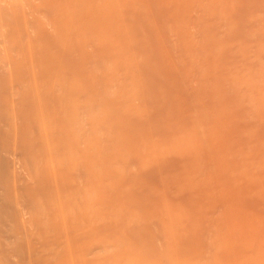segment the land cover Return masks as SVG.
Returning a JSON list of instances; mask_svg holds the SVG:
<instances>
[{"label": "bare ground", "instance_id": "6f19581e", "mask_svg": "<svg viewBox=\"0 0 264 264\" xmlns=\"http://www.w3.org/2000/svg\"><path fill=\"white\" fill-rule=\"evenodd\" d=\"M118 0H116L117 2ZM120 1V0H119ZM146 1V0H145ZM150 1V0H148ZM147 1V2H148ZM202 1V0H199ZM204 1V0H203ZM207 1V0H206ZM214 1V0H213ZM218 1V0H217ZM216 1V3H218ZM239 1V0H238ZM245 1V0H244ZM250 3L252 4L251 0ZM258 1V0H253ZM260 3L262 0H259ZM112 2L114 0H0V79L3 78V75H8V77L5 79L7 81V87L11 88H6L9 89L5 95H2L0 97V179L2 180L3 176L5 177H10L9 175H12L11 179L12 181L5 180V182H0V248L2 245L4 246L1 248L3 253L0 251V264H24L32 261L33 263V255L34 254L32 251L27 252V247L24 244L25 239L22 236V233L16 232L13 229H31L28 228L30 227L32 221L33 229L39 230V229H55L57 231L56 233L50 232L51 230L47 231L48 233H51L49 235H46V241L49 240L50 238L54 240L60 241L59 244H61L60 248H53L50 255L53 257L54 261L55 258H61L60 264H218L217 259H212L211 263H206L203 262V259H205V254L210 255L211 257H216L219 252L226 253L228 252L230 248V243L234 241L235 246L233 249L235 252L237 251H254V256L253 259L251 257L248 259V263L252 264H264V234L262 232H255L253 237H244L242 238V235H240L241 239H236L235 237L233 238L232 235H225L223 233L214 232L215 234L212 237V239L209 242H206L205 244H201L198 241L194 240L192 237L189 236L188 232H184L183 230L179 229H201L203 227L202 223L199 222L196 219L192 218L191 216H185L184 212H176L175 210H171L167 207L165 209V213L161 214V210L159 209L160 207L156 206V204L152 203V207H149L150 204L148 205L147 208H142L139 203H134V201H131L129 199L127 204L126 201L124 203V200L126 198L123 197L122 192H127V184L124 188L121 186H117L116 182L114 181L115 175H111V173L116 171L118 172V166L115 164L122 163L124 165H127L125 163H129L131 165V156L129 158L128 155L127 158H121L123 155L121 150L122 146L127 145L128 143L131 142V138L127 139L126 137L127 133L129 131L131 132L132 129H135L134 125L135 123H140L143 118H140L139 116H134V112L138 111L137 109L144 107L146 104L147 98L143 99L141 92L144 88L149 93V87L153 83L156 82L157 78L158 83L160 85L163 83V80H171L168 79L171 73H168L167 75H163L162 78L166 77L167 79H162L161 75L159 77H153L149 78L146 81H141L139 80L140 77L137 76L138 73L146 72L145 70L150 69V64L153 66L157 64V60H155V56L152 57V55H147V54H142V55H134L131 56L128 54V50L132 48L133 46L135 47L136 44L149 41L148 38H144L143 35L139 36H134L131 35L130 31L126 30H120L121 27H119L117 24L122 22L127 23V16L124 13L121 15L118 11L114 10V7L111 6ZM122 2V1H121ZM133 2V0H132ZM136 2V1H135ZM221 2V1H220ZM219 2V3H220ZM229 3V1H226ZM138 3V2H137ZM149 3V2H148ZM152 3V2H151ZM149 3V6H153V4ZM154 3V2H153ZM169 3V2H168ZM167 3V5H168ZM223 2H221L222 4ZM233 3V1H232ZM243 3V2H242ZM242 3H239L242 4ZM260 3H257L261 5ZM264 3V1H263ZM117 4V3H116ZM123 4V3H121ZM120 4V5H121ZM128 4V3H127ZM135 4V3H134ZM151 4V5H150ZM230 4V3H229ZM236 4V3H235ZM115 5V4H114ZM119 5V4H118ZM137 5V4H136ZM162 5V4H161ZM175 5V4H174ZM173 5V6H174ZM208 5V4H206ZM214 5V3H213ZM212 5V7H213ZM220 5V4H218ZM217 5V9H219V6ZM171 6V5H169ZM195 6V5H194ZM223 6V5H222ZM234 6V5H233ZM236 6V5H235ZM238 6V5H237ZM245 6V5H244ZM246 6H250L249 2L248 4L246 3ZM258 6V5H257ZM263 5H261L262 8ZM129 7V6H128ZM139 7V6H138ZM136 7V8H138ZM158 7V6H157ZM156 7V9H157ZM160 7V6H159ZM162 7V6H161ZM189 7V6H188ZM209 7V6H208ZM225 7V6H224ZM256 8V6H254ZM260 6H258L259 8ZM119 8V7H118ZM130 8V7H129ZM134 8V7H133ZM152 8V7H151ZM155 6L152 8L154 9ZM234 8V7H233ZM239 8V6H238ZM244 7H242L241 13L244 12L242 11ZM246 8V7H245ZM132 9V8H131ZM135 9V8H134ZM133 9V10H134ZM161 9V8H160ZM163 9V8H162ZM222 9V7H221ZM237 7H235V10ZM264 10V7L262 8ZM130 10V9H129ZM176 10V9H175ZM209 10V9H207ZM215 10V8H214ZM225 10L228 11L227 8ZM224 10V11H225ZM233 10V9H232ZM254 10V9H253ZM252 10V12H253ZM114 11V12H113ZM121 11V10H120ZM144 11V8L142 10ZM141 11V12H142ZM159 11V10H158ZM162 11V10H161ZM172 11V10H171ZM187 11V10H186ZM185 11V12H186ZM230 11V10H229ZM239 11V10H238ZM122 12V11H121ZM127 12V11H126ZM174 12V11H173ZM181 12V11H180ZM189 13V11H187ZM186 12V13H187ZM210 12V10H209ZM231 12V11H230ZM233 12V11H232ZM240 12V11H239ZM238 12V13H239ZM115 13V15H114ZM137 13V12H136ZM135 13V14H136ZM140 15V12H138ZM137 13V14H138ZM175 13V12H174ZM183 12H181V15ZM185 13V14H186ZM198 13V12H197ZM205 13V12H204ZM202 13V14H204ZM207 13V12H206ZM236 13V14H238ZM257 13V11H256ZM255 13V14H256ZM264 13V11H263ZM128 14V13H127ZM134 14V15H135ZM142 14V13H141ZM191 14V13H190ZM188 14V15H190ZM193 14V13H192ZM210 14V13H209ZM133 15V14H132ZM138 15V17H139ZM180 15V14H179ZM178 15V16H179ZM213 15V14H212ZM131 16V14H130ZM129 16V17H130ZM153 16V13H152ZM151 16V17H152ZM162 16V15H161ZM187 16V15H186ZM196 16V15H195ZM193 15V18L195 17ZM209 16V15H208ZM215 16V15H214ZM233 16L235 17L234 13ZM232 16V17H233ZM242 19L244 18L245 15L242 14ZM164 16L163 18H165ZM181 17V16H180ZM202 15L199 17V20L202 19ZM220 16H215V18H218ZM131 18H134L133 16ZM130 18V20H131ZM136 18V15H135ZM139 17V20L142 21ZM153 18V17H152ZM157 18V17H156ZM160 18V17H159ZM168 17H166L167 19ZM186 18V17H185ZM206 18V17H205ZM209 20L210 18L207 17ZM222 18V17H221ZM238 18V17H237ZM241 18V17H240ZM239 18V19H240ZM181 19V18H180ZM191 18L189 17L188 20ZM223 19V18H222ZM226 19V18H225ZM234 19V18H232ZM241 19V22H242ZM159 20V19H158ZM157 19L155 21L158 22ZM168 20V19H167ZM170 20V19H169ZM196 19H194L195 21ZM198 20V16H197ZM132 21V20H131ZM137 21V19H136ZM139 21V22H140ZM147 21V20H146ZM161 22V20H159ZM164 21V20H163ZM181 21V20H179ZM205 21V20H203ZM202 21V22H203ZM213 21V17L212 20ZM236 24V20H234ZM138 22V21H137ZM137 22H130L131 25H136ZM144 23V21H142ZM141 22V23H142ZM149 22V21H148ZM159 22V23H160ZM165 22V21H164ZM184 23V21H182ZM201 22V23H202ZM214 22V21H213ZM212 22V24H213ZM217 22V21H216ZM226 22V21H224ZM233 22V21H232ZM264 22V19L260 18L259 15H251L248 18V26H252L254 24L262 23ZM142 23V24H143ZM146 23V22H145ZM171 23V22H169ZM187 23V22H186ZM185 23V24H186ZM189 23V22H188ZM211 23V22H209ZM237 21V26L238 25ZM129 24V23H128ZM127 24V25H128ZM157 24V23H156ZM176 24V23H174ZM180 24V23H179ZM182 24V23H181ZM180 24V25H181ZM184 24V25H185ZM227 24V25H226ZM231 24L230 21L226 22L225 25L228 26ZM264 24V23H262ZM148 25V24H147ZM166 25V24H165ZM180 25H178L180 28ZM191 25V24H190ZM194 25V24H193ZM191 25V27L195 28L196 25ZM206 25V24H205ZM204 26V29L206 28ZM209 25V24H208ZM217 25V24H216ZM214 24V26H216ZM220 25V24H219ZM218 25V26H219ZM224 25V24H223ZM224 25V27H225ZM142 26V25H141ZM164 26V25H163ZM168 26V25H167ZM231 26H234L232 29L235 28L236 25L231 24ZM236 26V27H237ZM259 26V24H258ZM132 27V26H131ZM143 27V26H142ZM149 27V25H148ZM173 27V26H171ZM184 27V26H183ZM210 27L214 28L213 25ZM210 27H208L210 29ZM240 27V26H239ZM259 27H263L260 25ZM150 28V27H149ZM148 28V29H149ZM163 28V27H162ZM177 28V25H176ZM187 28V27H186ZM223 28V26L221 27ZM256 28V27H255ZM132 29V28H131ZM156 29V28H155ZM175 29V28H171ZM182 29V27H181ZM240 29V28H239ZM246 29V28H245ZM262 29V28H261ZM129 30V29H128ZM161 30V29H160ZM164 30V29H163ZM167 30V28H166ZM187 30V29H186ZM190 30V29H189ZM188 30V32H189ZM193 30V29H192ZM211 30V29H210ZM209 30V31H210ZM215 29H213L214 31ZM226 29H224V32ZM229 30V28H228ZM162 31V30H161ZM174 31V30H173ZM176 31V29H175ZM178 31V30H177ZM183 31V30H182ZM185 31V30H184ZM205 31V30H204ZM207 31V32H209ZM223 31V30H221ZM218 30V32H221ZM236 31V30H235ZM234 31V32H235ZM164 32V31H163ZM167 32V31H166ZM179 35L181 34V38L183 33L181 31H178ZM181 32V33H180ZM202 32V31H201ZM206 32V33H207ZM216 32V33H218ZM229 32V31H228ZM227 32V33H228ZM239 32V30H238ZM147 33V31L145 32ZM168 33V32H167ZM173 33V32H172ZM187 33V32H186ZM192 34V32H190ZM205 33V32H204ZM210 33V32H209ZM222 33V32H221ZM236 33V32H235ZM255 31L249 30L248 33L246 32V37H248V41L254 42V37L256 34L259 35H264V30L256 33ZM134 34V33H133ZM135 34H137L135 32ZM139 34V33H138ZM160 34V33H159ZM170 34V33H169ZM177 34V32H176ZM215 34V33H214ZM220 34V33H218ZM239 34V33H238ZM237 34V35H238ZM147 35V34H146ZM150 35V34H149ZM164 35V34H163ZM162 35V36H163ZM189 35V34H188ZM202 35V33H201ZM207 35V34H206ZM211 35V34H210ZM223 35V33H222ZM226 35V34H225ZM230 35V32L228 36ZM235 34L233 33L232 36ZM161 36V35H160ZM161 36V37H162ZM165 36V35H164ZM184 36V35H183ZM199 36V34H198ZM203 36V35H202ZM208 36V35H207ZM212 36V35H211ZM151 37V36H150ZM154 37V36H153ZM173 37V35H172ZM176 37V36H175ZM174 37V38H175ZM187 37V36H186ZM189 37H191L189 35ZM217 37V36H216ZM235 37V36H234ZM233 37V39H234ZM163 38V37H162ZM180 38V39H181ZM198 38V37H197ZM196 38V39H197ZM208 38V37H207ZM211 38V37H209ZM219 38H222L219 37ZM218 38V39H219ZM226 38V37H225ZM237 38V37H236ZM256 38V37H255ZM152 39V38H151ZM150 39V40H151ZM155 39V37H154ZM158 39V38H157ZM184 39V38H183ZM189 39V38H187ZM194 39V40H196ZM203 39V38H201ZM217 39V38H216ZM217 39V40H218ZM224 39V38H223ZM229 39V37H228ZM232 39V38H230ZM262 39V38H261ZM260 39V40H261ZM153 40V39H152ZM172 40V38H171ZM200 40V39H199ZM206 40V39H204ZM208 40V39H207ZM206 40V41H207ZM214 40V38H213ZM212 40V41H213ZM162 41V40H161ZM184 41V40H183ZM203 41V40H202ZM225 41V40H224ZM222 40V42H224ZM154 42V40H153ZM188 42V41H187ZM185 42V44L187 43ZM192 42V41H191ZM215 42V40H214ZM237 42V41H236ZM262 40V45L258 47L259 52L258 54V59L256 57V67H257V72L260 73L261 76L264 75V61L262 58L264 57V44ZM178 43V42H177ZM201 43V42H200ZM205 43V42H204ZM212 43V42H211ZM228 43V42H227ZM230 43V42H229ZM257 43V42H256ZM152 44V43H151ZM150 44V45H151ZM162 44V43H161ZM173 44V43H172ZM183 44V45H185ZM189 44V43H188ZM192 44V43H190ZM199 44V43H198ZM210 45V43H207ZM221 44V43H220ZM166 45V43H165ZM169 46V44H167ZM213 45V44H212ZM217 45V44H216ZM223 45V43L221 44ZM225 45V43H224ZM229 45V44H226ZM139 46V44H138ZM144 46V45H143ZM141 46V47H143ZM155 46V45H154ZM164 47V45L162 44ZM167 46V47H168ZM176 47L170 48L173 50V48L179 47V45H175ZM189 46V45H188ZM193 46V45H191ZM202 46V45H201ZM204 46V45H203ZM202 46V47H203ZM206 46V44H205ZM254 46V43L250 42L248 43L247 47L241 49L242 55L246 52L247 48L250 50L251 47ZM256 48L257 45L255 44ZM140 47V46H139ZM152 47V46H151ZM157 47V46H156ZM186 47V46H185ZM207 47V46H206ZM205 47V50H206ZM212 47V46H211ZM216 47V46H215ZM228 47V46H227ZM230 47V46H229ZM232 47V46H231ZM145 47H143L144 50ZM150 48V47H148ZM183 48V47H181ZM193 48H195L193 46ZM192 48V49H193ZM200 48V46H199ZM219 48V47H218ZM223 48V47H222ZM233 48V47H232ZM152 49V48H150ZM169 49V48H168ZM167 49V51H169ZM178 49V48H177ZM180 49V48H179ZM186 48L185 50H187ZM197 49V48H196ZM201 49V48H200ZM206 50L208 53L211 54V48L210 46ZM213 49V47H212ZM217 49V48H216ZM229 49V48H228ZM154 50H157L154 48ZM184 50V52H185ZM199 50V49H198ZM197 50V51H198ZM203 50V49H202ZM218 50V49H217ZM215 50L216 52H218ZM221 50V49H220ZM219 50V51H220ZM226 50V47L224 48ZM229 49V53H230ZM147 51V49H145ZM164 51V50H162ZM195 51V50H194ZM204 51V50H203ZM204 51V52H206ZM248 51V50H247ZM134 52V51H133ZM132 52V53H133ZM150 52V51H148ZM155 52V51H154ZM160 52V51H159ZM173 52V51H170ZM169 52V53H170ZM180 52H183L182 49ZM183 52V53H184ZM202 52V53H204ZM223 52V49H222ZM232 52V51H231ZM254 53V51H252ZM251 52V53H252ZM130 53V52H129ZM136 53V52H135ZM134 53V54H135ZM142 53V52H141ZM158 53V52H157ZM163 53V52H161ZM181 53V55H183ZM188 53V52H187ZM193 53V52H192ZM206 53V55L208 54ZM213 53V52H212ZM221 53V52H220ZM152 54V53H151ZM173 54V53H171ZM169 57L171 58L172 55ZM175 54V53H174ZM173 54V55H174ZM178 54V53H177ZM176 54V56H177ZM195 54V52H194ZM198 54H200L198 52ZM214 55L217 54L213 53ZM233 54V53H232ZM163 55V54H162ZM165 55V52H164ZM213 55V56H214ZM219 55V54H218ZM223 55H226V51ZM231 55V54H230ZM229 55V56H230ZM252 55V54H251ZM256 55V54H255ZM255 55H252L255 57ZM180 54L178 55V57ZM189 56V55H188ZM196 56V55H195ZM203 56V55H202ZM212 56V54H211ZM228 54L226 57H228ZM164 57H168L165 55ZM161 58V59H164ZM175 57V56H173ZM209 57V56H208ZM234 58V55L232 56ZM230 57V58H232ZM176 58V57H175ZM173 58V59H175ZM181 58V57H180ZM197 58V56H196ZM204 58H207L204 56ZM225 57L222 58V61H224ZM229 58V60H230ZM169 58H166L164 60L165 62ZM187 59V57H186ZM185 59V60H186ZM192 59V58H191ZM209 59V58H207ZM206 59V60H207ZM214 59V58H213ZM216 59V58H215ZM176 60V59H175ZM174 60V61H175ZM181 60V59H180ZM197 61H193L189 59L190 65L194 62L197 64L199 63V66L202 65L200 64L201 61L199 62V59H196ZM219 60V67H220V61ZM227 59V61H229ZM240 60V58H239ZM157 61V62H156ZM160 61V59H159ZM163 61V62H164ZM170 59L167 61L169 62ZM173 61V60H172ZM173 61V62H174ZM183 61V60H182ZM189 62L188 60H186ZM184 63H187V62ZM205 61V59H204ZM209 61V60H208ZM213 61V60H212ZM215 61V60H214ZM221 61V62H222ZM232 62V60H230ZM234 61V60H233ZM244 62V60H242ZM166 62V63H167ZM179 62V61H178ZM192 62V63H191ZM207 61H205V64ZM211 62V61H210ZM216 62V61H215ZM214 62V63H215ZM226 62V61H224ZM238 62V61H237ZM242 62V63H243ZM246 62V61H245ZM253 62V63H254ZM160 63V62H158ZM176 63V62H175ZM233 63V62H232ZM236 63V62H235ZM239 63V62H238ZM247 63V62H246ZM252 63V64H253ZM162 66L163 63H161ZM165 64V63H164ZM170 62L168 63V65ZM172 64V63H171ZM170 64V67H171ZM188 64V63H187ZM231 64V63H230ZM249 64V63H248ZM159 65V64H158ZM177 65V64H175ZM185 64L181 65L183 66L184 69L188 68L189 64L187 67L184 66ZM210 65V64H209ZM216 65V64H215ZM214 65V67H215ZM236 65V64H235ZM166 66V65H165ZM179 64L175 67L178 68ZM192 66V65H191ZM196 65H194L195 68ZM212 66V65H211ZM211 66H209L211 68ZM254 66V65H253ZM160 67V66H159ZM159 67L157 70H159ZM168 67V66H167ZM166 67V68H167ZM174 67V68H175ZM180 67V68H181ZM213 67V66H212ZM218 67V66H217ZM218 67V69H219ZM237 67V66H236ZM255 67V66H254ZM152 68V67H151ZM157 68V67H155ZM173 68V69H174ZM179 68V69H180ZM197 68V67H196ZM195 68V69H196ZM221 68V67H220ZM253 68V67H252ZM251 68V69H252ZM165 69V67H163ZM160 69V70H163ZM178 69V70H179ZM199 69V68H198ZM209 69V68H208ZM223 69V67H222ZM228 70L229 67L227 68ZM226 69V70H227ZM255 69V68H253ZM156 70V71H157ZM168 70V69H166ZM172 70V69H170ZM168 70V72H171ZM181 70V69H180ZM179 70V71H180ZM200 70V69H199ZM202 70V68H201ZM207 70V69H206ZM212 70V69H211ZM217 70V69H216ZM232 70V69H231ZM230 70V72H231ZM256 70V69H255ZM254 70V71H255ZM178 71V73H179ZM252 71V70H251ZM149 72V71H148ZM158 72V71H157ZM164 72V71H162ZM166 72V71H165ZM164 72V73H165ZM212 72V71H211ZM217 72H219L217 70ZM233 72V71H232ZM241 72V70H239ZM10 73V74H9ZM156 72H153V75ZM159 73V72H158ZM195 73V71H193ZM201 73V72H200ZM225 73V72H224ZM234 73V72H233ZM231 73V74H233ZM242 73V72H241ZM249 73V72H248ZM247 73V74H248ZM144 74V73H143ZM161 74V73H160ZM163 74V73H162ZM192 74V73H191ZM199 74V73H198ZM207 74L208 73H201ZM213 72L210 74L213 76ZM221 74V73H219ZM217 74V75H219ZM229 74V73H228ZM226 74V76L228 75ZM230 74V75H231ZM250 74V73H249ZM248 74V75H249ZM253 74V73H252ZM257 74V73H256ZM6 75V76H7ZM152 75V74H150ZM152 75V76H153ZM157 75V73L155 74ZM172 75V74H171ZM175 75V74H174ZM172 75V76H174ZM177 75V74H176ZM175 75V76H176ZM200 75V74H199ZM206 75V76H207ZM216 75V73H215ZM238 75V74H237ZM240 75V74H239ZM258 75V76H260ZM149 76V75H148ZM151 76V77H152ZM174 76V77H175ZM179 76V75H178ZM190 76V75H189ZM188 76V78H189ZM194 76V74H193ZM202 76V75H200ZM222 76L219 75V77ZM225 76V74L223 75ZM222 76V79L224 78ZM250 76V75H249ZM253 75H251L252 77ZM260 76V78H262ZM139 77V78H138ZM171 77V76H170ZM208 77V76H207ZM206 77V78H207ZM209 77V78H210ZM214 77V76H213ZM211 77L210 79L215 82ZM244 77V76H243ZM250 77V78H251ZM256 77V76H255ZM254 77V79H255ZM142 78V77H141ZM173 78V77H172ZM181 78V77H180ZM191 78V76H190ZM208 78V79H209ZM218 78V77H217ZM221 78V77H220ZM219 78V79H220ZM229 78V77H228ZM246 77H244L245 79ZM259 78V79H260ZM174 79V78H173ZM176 79V78H175ZM199 79V78H198ZM205 79V78H204ZM216 79V78H214ZM218 79V81H219ZM231 80L233 78H230ZM229 79V80H230ZM236 79V77L234 78ZM238 79V78H237ZM236 79V81H237ZM247 79V78H246ZM258 80V78L256 77ZM255 79V81H256ZM264 80V78H262ZM3 80V79H2ZM181 80V79H180ZM200 80V79H199ZM207 80V79H206ZM225 81V78L223 79ZM239 80V79H238ZM241 80V79H240ZM243 80V79H242ZM263 80H261L263 82ZM1 81V80H0ZM166 81V85H167ZM174 80L170 81L171 83L168 84L173 86ZM191 81V80H190ZM203 81V80H202ZM200 81V82H202ZM222 81V80H221ZM220 81V82H221ZM223 81V82H224ZM249 81V80H248ZM38 82V83H37ZM189 82V81H188ZM193 82V81H192ZM191 82V83H192ZM205 82V81H204ZM222 82V83H223ZM233 82V81H232ZM250 82V81H249ZM257 82V81H256ZM260 82V80H259ZM257 82V83H259ZM36 83V84H35ZM207 83V82H206ZM211 84V82H209ZM225 83H229L227 80ZM234 83V82H233ZM264 83V82H263ZM262 83V84H263ZM1 84V83H0ZM3 84V83H2ZM6 84V82H5ZM236 83H234L235 86ZM241 84V81L240 83ZM237 84V85H238ZM246 84V83H245ZM261 84V83H260ZM32 85H36L37 88L32 89ZM159 84H156L158 86ZM165 85V84H164ZM165 85V86H166ZM181 85V84H180ZM188 85V84H187ZM192 85V84H191ZM224 85V84H222ZM230 85V84H229ZM243 85V84H242ZM247 85V84H246ZM6 87V85H1ZM196 86V85H195ZM200 86V85H199ZM212 86H214L212 84ZM218 86V84H217ZM232 86V85H231ZM228 88H232V87ZM160 87V86H158ZM164 87V86H163ZM162 87V88H163ZM176 87V86H175ZM184 87V86H182ZM179 89V91L183 90ZM191 87V86H190ZM194 87V86H193ZM204 87V86H203ZM198 87L201 90L204 88ZM211 87V86H210ZM220 87V86H219ZM223 87V86H222ZM220 87V88H222ZM242 87V86H241ZM250 87V86H249ZM156 88V87H155ZM154 88V89H155ZM177 88V87H176ZM186 88V87H185ZM203 88V89H202ZM218 88V87H217ZM243 88V87H242ZM240 88V89H242ZM246 89V87H244ZM243 88V91H244ZM1 89V88H0ZM159 89V88H158ZM208 89V88H206ZM205 89V90H206ZM210 89V88H209ZM236 89V86H235ZM252 89V87H250ZM161 90V89H160ZM194 90V89H193ZM198 90V89H196ZM213 90V89H212ZM222 90V89H218ZM264 90V89H263ZM12 91V92H11ZM145 91V92H147ZM178 91V90H177ZM187 91V90H184ZM183 91V92H184ZM199 91V90H198ZM208 91V90H206ZM211 91V90H210ZM234 91V88H233ZM249 91V90H245ZM1 92V91H0ZM205 92V91H204ZM251 93H253L250 90ZM147 93V94H148ZM157 93V92H156ZM163 93V92H162ZM176 93V92H175ZM179 93V92H178ZM188 93V92H187ZM197 93V91H195ZM212 93V92H211ZM215 93V92H214ZM217 93V92H216ZM231 93V92H230ZM2 94V93H1ZM181 94V92H180ZM184 96L187 94L183 93ZM182 94V96H183ZM222 92H220V95ZM243 94V93H242ZM264 94V93H262ZM164 95V94H163ZM208 95L209 94L208 92ZM231 95V94H230ZM248 95V93H247ZM257 95V94H256ZM255 95V97H257ZM147 96V95H146ZM167 96V95H166ZM175 96V95H174ZM177 96V95H176ZM213 95H211L210 98H212ZM219 99V95H217ZM245 96V95H242ZM254 95H252L253 97ZM260 96V95H259ZM148 97V96H147ZM152 97V96H151ZM156 97V96H155ZM160 97V96H159ZM162 97V96H161ZM173 97V96H172ZM171 97V99H172ZM209 97V96H208ZM216 97V95H215ZM217 97V98H218ZM251 97V98H252ZM264 97V95H263ZM165 98V97H164ZM168 98V97H167ZM175 98V97H174ZM198 98V95H197ZM223 98V97H222ZM230 98V97H229ZM258 98V97H257ZM260 98V97H259ZM153 99V98H151ZM148 98V100H151ZM162 99V98H161ZM170 99V98H169ZM195 99V97L190 98ZM224 99V98H223ZM233 99V97H232ZM242 99V97H241ZM166 100V99H165ZM184 100L187 101L184 97ZM189 100V99H188ZM199 101V99H196V101ZM204 100V99H203ZM202 100V101H203ZM207 100V99H206ZM216 100V99H214ZM246 100V98H245ZM250 100V98L247 99V101ZM264 100V98H263ZM155 101V100H154ZM173 101V100H171ZM182 101V102H185ZM190 101V100H189ZM205 101V100H204ZM211 101V100H210ZM210 101H205V102H210ZM258 101V99H257ZM261 101V99H260ZM152 102V100L150 101ZM192 102V101H191ZM200 102V101H199ZM219 104H223L220 103ZM232 102V101H231ZM246 102V101H245ZM249 102V101H248ZM161 105L163 103L159 102ZM190 103V102H189ZM196 103V102H195ZM194 103V104H195ZM198 103V102H197ZM202 103V102H201ZM216 103V102H215ZM228 103V102H227ZM244 103V102H243ZM256 103V102H255ZM55 104V105H54ZM149 104V102H148ZM151 104V103H150ZM156 104L155 102L151 105ZM178 104V103H177ZM181 104V103H180ZM179 104V105H180ZM184 104H188L185 102ZM209 104V103H208ZM214 104V103H213ZM158 105V104H157ZM183 105V104H182ZM191 105V103H190ZM201 106V104H199ZM205 105V104H204ZM207 105V104H206ZM205 105V106H206ZM209 105H212L209 104ZM209 105H207L209 107ZM216 105V104H215ZM226 105V103H225ZM230 105V103H229ZM239 105V104H238ZM241 105V104H240ZM239 105V106H240ZM178 106V105H177ZM181 106V105H180ZM204 106V108H205ZM221 106V105H220ZM224 106V105H223ZM221 106V107H223ZM228 106V105H227ZM233 105H230V107ZM234 106H236L234 104ZM244 106V105H243ZM248 104L246 105V107ZM257 106V105H256ZM152 106H148V109H150ZM157 107V106H155ZM154 107V108H155ZM159 107V106H158ZM157 107V108H158ZM161 107V106H160ZM179 107V106H178ZM184 107V106H183ZM190 107V106H189ZM188 107V109H190ZM195 107V106H194ZM193 107V108H194ZM203 107V103H202ZM214 108V106H212ZM211 107V108H212ZM218 106H216L217 109ZM226 107V106H225ZM137 108V109H136ZM145 108V107H144ZM176 108V105L174 106ZM192 107V111L194 110ZM198 108V107H197ZM228 108V107H227ZM234 108V107H233ZM232 108V109H233ZM242 108V106H241ZM253 108V107H250ZM256 108V107H255ZM186 109V108H185ZM201 107L199 108V110ZM206 109V108H205ZM215 109V108H214ZM221 109V108H220ZM257 109V108H256ZM174 110V109H173ZM187 110V109H186ZM185 110V111H186ZM204 110V109H203ZM207 110V109H206ZM211 110V109H210ZM209 110V111H210ZM219 110V109H218ZM223 110V109H222ZM226 110V109H225ZM229 110V109H228ZM236 110V109H235ZM241 110V109H240ZM176 111V110H175ZM184 112V109L182 110ZM195 111H198L197 109ZM220 111V110H219ZM230 111V110H229ZM239 110H237L236 113H238ZM254 111V110H253ZM252 111V112H253ZM139 112V111H138ZM137 112V113H138ZM142 112V111H141ZM147 112V111H146ZM174 112V111H173ZM188 112V111H186ZM185 112V113H186ZM189 112H191L189 110ZM211 112V111H210ZM217 112V111H216ZM221 112V111H220ZM244 112V111H243ZM256 112V111H255ZM145 113V111H144ZM150 113V112H149ZM148 113V114H149ZM157 113V112H156ZM178 113V112H174ZM180 110L178 115L180 114ZM205 113V112H204ZM208 113V112H207ZM206 113V115H207ZM230 113V112H229ZM233 113V112H232ZM235 113V111H234ZM233 113V114H234ZM241 114V112H239ZM238 113V114H239ZM254 113V112H253ZM259 113V112H258ZM257 113V114H258ZM139 114V113H138ZM152 114V113H151ZM150 114V115H151ZM155 114V113H154ZM184 114V113H182ZM193 115L196 114V112L192 113ZM200 114H203L202 111ZM212 115V113H209ZM231 114V115H233ZM249 114V113H247ZM251 114V113H250ZM262 114V112H261ZM133 115V116H132ZM153 115V114H152ZM156 115V114H155ZM159 115V114H158ZM168 115V114H167ZM186 115V114H185ZM188 115V114H187ZM191 115V114H190ZM189 115V116H190ZM191 115V116H193ZM199 115V114H198ZM245 115V114H244ZM243 115V116H244ZM145 116V114L141 117ZM148 116V115H146ZM188 116V117H189ZM210 116V115H209ZM215 116V115H213ZM234 116H236L234 114ZM249 116V115H248ZM246 118H249V117ZM252 116V115H251ZM260 116V115H259ZM173 117V116H172ZM171 117V118H172ZM181 117V116H180ZM196 117V115H195ZM205 117V116H204ZM207 117V116H206ZM222 117V116H220ZM237 117V116H236ZM235 117V119H236ZM149 118V117H146ZM152 118V117H150ZM171 118L169 120H171ZM178 118V117H177ZM192 121H193V117ZM202 118V117H201ZM218 116L216 117V119ZM223 118V117H222ZM251 118V117H250ZM256 118V117H254ZM179 119V118H178ZM184 119V118H183ZM208 119H211L208 118ZM215 119V121H216ZM242 119V118H239ZM253 119V117L251 118ZM261 119V118H260ZM147 120V119H146ZM182 120V119H181ZM196 120H198L196 118ZM194 121V123L196 122ZM202 120V119H201ZM224 120V119H223ZM257 120V119H256ZM263 120V119H262ZM156 121V120H155ZM164 121V119H163ZM172 121V120H171ZM170 122V124H172ZM204 122H207V120H203ZM212 121V120H211ZM251 121V120H250ZM253 121V120H252ZM258 121V120H257ZM144 122V120H143ZM150 122V119H148V123ZM165 122V121H164ZM163 122V123H164ZM173 122V121H172ZM203 122V124H204ZM210 121L207 122L209 124ZM229 122V121H228ZM227 122V123H228ZM243 121L242 123H244ZM254 122V121H253ZM159 123V122H158ZM190 123V122H189ZM192 123V122H191ZM198 123V122H197ZM211 123H214L211 122ZM219 123V122H218ZM221 123V122H220ZM233 123V122H232ZM260 123V122H259ZM146 125V123L144 122ZM165 124V123H164ZM175 124V123H174ZM178 124V123H177ZM206 124V123H205ZM204 124V125H205ZM157 125V124H156ZM163 125V124H162ZM184 125V124H183ZM199 126V124H197ZM202 125V124H201ZM217 125V122H216ZM239 125V124H238ZM237 125V126H238ZM247 125V124H246ZM154 126V125H153ZM161 127V125H159ZM171 126V125H170ZM174 126V125H173ZM181 126V125H180ZM179 126V127H180ZM189 126V125H188ZM224 126V125H223ZM222 126V127H223ZM232 126V125H231ZM230 126V127H231ZM259 126V125H258ZM137 127L140 128L142 127V124L139 126L137 124ZM136 127V128H137ZM148 127V125H147ZM157 127V126H156ZM167 127V125L165 126ZM187 127V126H186ZM209 127V126H208ZM216 127V126H215ZM221 127V128H222ZM225 127V126H224ZM236 128L235 126H232ZM255 127V125H254ZM143 128V127H142ZM146 128V127H145ZM176 128V127H175ZM193 128V127H192ZM202 128V126H201ZM218 128V127H217ZM227 129L229 127H226ZM259 128V127H258ZM148 129V128H147ZM154 129V128H153ZM163 129V128H160ZM160 129H158L160 131ZM174 129V128H173ZM171 129V131L173 130ZM185 129V128H184ZM187 129V128H186ZM197 129V128H196ZM199 129V128H198ZM210 129V127H209ZM241 128H238V130ZM137 130V129H135ZM139 130V129H138ZM167 130V129H166ZM165 130V131H166ZM169 130V127H168ZM177 130V129H176ZM190 130V129H189ZM207 130V129H206ZM229 130H234V129H229ZM242 130V129H241ZM248 130V129H247ZM255 130V129H254ZM182 131V130H181ZM186 131V130H185ZM202 131V129L200 130ZM198 131V134L199 132ZM213 131V130H211ZM225 131V130H223ZM222 131V132H223ZM228 131V130H227ZM226 131V133H227ZM237 131V130H236ZM251 131V129H250ZM138 132V131H135ZM156 132V131H155ZM161 132V131H160ZM167 132V131H166ZM175 132V131H174ZM195 132V131H194ZM193 132V133H194ZM197 132V131H196ZM206 132V131H204ZM221 132V131H220ZM232 132V131H231ZM234 132V131H233ZM258 132V131H257ZM264 132V131H263ZM36 133V134H35ZM142 133V132H141ZM148 133V132H147ZM146 133V134H147ZM162 133V132H161ZM191 133V131H190ZM209 133V130L208 132ZM211 133V132H210ZM224 133V132H223ZM235 133V132H234ZM239 133V131H238ZM241 133V132H240ZM244 133V132H243ZM254 133V132H253ZM130 134V133H129ZM145 134V133H144ZM142 134V136L144 135ZM154 134V133H153ZM172 134V133H171ZM176 134V133H174ZM189 134V133H187ZM197 134V135H198ZM202 134V133H201ZM212 134V133H211ZM231 134V133H230ZM242 134V133H241ZM140 135V133H139ZM179 135V134H178ZM181 135V134H180ZM190 134V137H193V135ZM196 135V134H194ZM223 135V134H222ZM226 135V134H225ZM237 135V134H236ZM239 135V134H238ZM131 136V135H130ZM134 136V135H133ZM146 136V135H145ZM177 136V135H176ZM205 135L202 134L200 137H204ZM208 136V135H207ZM206 136V137H207ZM229 136V133L228 135ZM241 136V135H240ZM243 136V135H242ZM241 136V137H242ZM249 136V135H248ZM256 136V135H255ZM258 136V135H257ZM141 137V135H140ZM148 137V136H147ZM172 137V136H171ZM214 137V136H213ZM225 137V136H224ZM235 137V136H234ZM240 137V138H241ZM244 137V136H243ZM251 137V136H250ZM254 137V136H253ZM137 138V137H136ZM139 138V137H138ZM150 138V137H149ZM148 138V139H149ZM152 138V137H151ZM156 138V137H153ZM152 138V139H153ZM174 139V137H172ZM188 138V137H187ZM195 138V136H194ZM193 138V139H194ZM205 138V137H204ZM218 138V137H217ZM226 138V137H225ZM247 138V137H246ZM144 138H139L140 140L139 145L141 141L143 142ZM166 139V138H165ZM168 139V137H167ZM197 139V136H196ZM203 139V138H200ZM227 139V138H226ZM238 139V138H237ZM162 140V139H161ZM169 140V139H168ZM167 140V141H168ZM172 140V139H171ZM178 140V139H176ZM210 140V139H209ZM214 140V139H213ZM221 140V139H220ZM219 140V141H220ZM233 140V139H232ZM231 140V141H232ZM246 140V139H245ZM164 141V140H163ZM166 141V142H167ZM201 141V140H199ZM205 141V139H204ZM207 141V139H206ZM205 141V142H206ZM217 141V140H216ZM230 141V140H228ZM227 141V142H228ZM239 141V139H238ZM137 141H134V145H137L138 143H135ZM152 142V141H151ZM157 142V141H156ZM174 142V140H173ZM177 142V141H176ZM203 142V141H201ZM214 142V141H213ZM224 142V141H222ZM221 142V143H222ZM248 142V141H247ZM153 143V142H152ZM162 143V142H160ZM172 142H169L171 144ZM184 143V142H181ZM204 143V142H203ZM212 143V140H211ZM218 143V142H217ZM231 143V142H230ZM249 143V142H248ZM143 143H141L142 145ZM167 144V143H166ZM176 144V143H174ZM173 144V145H174ZM187 144V143H186ZM198 144V143H197ZM238 144V142H237ZM144 145V144H143ZM150 145V143H149ZM148 145V148H150ZM156 145V144H155ZM163 145V143H162ZM181 145V144H180ZM179 145V146H180ZM185 145V143H184ZM196 145V144H195ZM205 145V144H204ZM210 145V144H209ZM221 145V144H220ZM247 145V144H245ZM128 146V145H127ZM126 146V147H127ZM147 146V145H146ZM158 146V145H156ZM171 146V145H170ZM178 146V143H177ZM186 146V145H185ZM184 146V148H185ZM241 146V145H240ZM140 147V146H139ZM161 147V146H159ZM183 147V145H182ZM181 147V148H182ZM188 147V146H187ZM198 147V146H196ZM203 147V146H202ZM201 147V148H202ZM208 147V146H207ZM211 147V146H210ZM224 147V146H223ZM229 147V146H228ZM233 147V145H232ZM236 147V146H235ZM247 148V146H245ZM138 148V147H137ZM144 150V147H141ZM140 148V149H141ZM163 148V146H162ZM169 148V147H168ZM175 148V147H174ZM221 148V146H220ZM238 148V147H237ZM252 148V147H250ZM258 148V147H257ZM123 149V148H122ZM125 149V148H124ZM128 149V148H127ZM151 149V148H150ZM158 149V147H157ZM167 149V148H166ZM206 149V147H205ZM208 149V148H207ZM206 149V150H207ZM226 149V148H223ZM236 149V148H235ZM242 149V148H241ZM244 149V148H243ZM249 149V148H248ZM197 150V149H196ZM200 150V149H199ZM232 150V149H231ZM250 150V149H249ZM115 151L119 152L121 157L115 156L117 158L112 159V155H115ZM126 151V149L124 150ZM131 151V150H130ZM129 151V152H130ZM138 151V150H137ZM136 151V152H137ZM145 151V150H144ZM148 151V150H146ZM168 154L170 152V149L167 150ZM180 151V150H179ZM182 151V150H181ZM180 151V152H181ZM194 151V150H193ZM203 151V150H201ZM211 151V150H210ZM213 151V150H212ZM224 151V150H223ZM139 152V151H138ZM161 152V151H159ZM185 152V151H184ZM192 152V151H190ZM236 152V151H234ZM232 152V153H234ZM32 153V154H31ZM48 153V154H45ZM109 157L107 156L108 154ZM115 153V154H114ZM127 153V151H126ZM135 153V152H134ZM142 153V152H141ZM155 153V152H154ZM172 153V152H171ZM170 155H173L171 154ZM197 153V151H196ZM204 153V152H203ZM211 155V152H207ZM222 153V152H221ZM220 153V155H221ZM228 153V151H227ZM264 154V151H262L260 154ZM131 154V153H130ZM139 154V153H138ZM175 154V153H174ZM177 154V153H176ZM180 154V153H179ZM191 154V153H190ZM190 154L188 157H190ZM198 154V153H197ZM205 154V153H204ZM214 154V153H213ZM212 154V156H213ZM225 155V153H222ZM239 154V153H238ZM32 155L36 159L34 161L31 157ZM43 157L46 155L48 156L47 159L46 157ZM136 155V154H135ZM184 155V154H183ZM203 155V154H202ZM206 155V154H205ZM206 157V159L211 158ZM218 155V154H214ZM240 155V154H239ZM22 156L21 158L23 161H19V157ZM25 156L29 157V162L30 163V158L32 159L33 163L30 165L31 168L34 169L36 179L34 178L32 180L33 175H28V171H24L22 168L21 164H23L26 161H28ZM138 156V155H137ZM140 156V154H139ZM142 156V155H141ZM161 156V155H160ZM164 156V155H163ZM193 154L191 155L192 158ZM200 156V155H199ZM213 156V157H214ZM247 156V155H246ZM245 156V157H246ZM261 156V155H260ZM259 156V157H260ZM108 160L109 162L106 163L105 160ZM114 157V156H113ZM133 157V156H132ZM156 157V156H155ZM178 157V155L176 156ZM187 157V156H186ZM212 157V158H213ZM223 157V156H222ZM244 157V158H245ZM43 158V159H42ZM119 158V159H118ZM135 158V157H134ZM138 158V157H137ZM174 158V157H173ZM181 158V157H180ZM197 158V157H195ZM204 158V157H203ZM211 158V159H212ZM215 158V157H214ZM218 158V157H217ZM226 158V157H223ZM228 158V157H227ZM242 158V157H241ZM45 159L46 162L42 163L41 161ZM162 159V158H161ZM194 159V158H193ZM205 159V158H204ZM210 159V160H211ZM221 159V158H220ZM246 159V158H245ZM262 159V158H261ZM139 160V159H138ZM153 160V158L151 159ZM163 160V159H162ZM185 160V159H184ZM199 160V159H198ZM219 160V159H218ZM232 160V159H231ZM248 160V159H247ZM250 160V159H249ZM259 160V159H258ZM263 160V159H262ZM113 163L111 165V163ZM135 161H137L135 159ZM143 161V160H142ZM154 161V160H153ZM167 161V160H165ZM173 161V160H172ZM194 161V160H192ZM205 161V160H203ZM213 161H215L213 159ZM253 161V159H252ZM42 164H41V163ZM125 162V163H124ZM145 162V159H144ZM148 161L147 163H149ZM160 162V161H159ZM158 162V163H159ZM175 162V161H174ZM190 162V161H189ZM200 162V161H199ZM212 162V161H211ZM216 162V161H215ZM222 162V161H221ZM231 162V161H230ZM229 162V163H230ZM254 162V161H253ZM259 162V161H258ZM50 163V164H49ZM105 163V165H104ZM121 163V164H122ZM134 163V162H133ZM142 163V162H141ZM140 163V164H141ZM143 163V164H147ZM151 163V162H150ZM163 163V162H162ZM165 163V162H164ZM192 163V162H191ZM197 163V162H195ZM208 163V161L206 162ZM205 163V164H206ZM210 163V162H209ZM213 163V162H212ZM219 163V162H217ZM216 163V165H218ZM241 163V162H240ZM239 163V164H240ZM244 163V162H243ZM247 163V162H246ZM255 163V162H254ZM253 163V164H254ZM107 164L110 165L111 167H107ZM173 164V163H172ZM177 164V163H175ZM187 164V161H186ZM202 164V163H201ZM204 164V165H205ZM211 164V163H210ZM225 164H228L227 162ZM224 164V165H225ZM232 164V163H230ZM248 164V163H247ZM245 164V165H247ZM105 167H104V166ZM120 165V164H119ZM128 165V166H129ZM139 165V163H138ZM148 165V164H147ZM200 165V163L198 164ZM235 165V164H234ZM233 165V166H234ZM249 165V164H248ZM263 165V164H262ZM261 165V166H262ZM104 167L102 172H100V168ZM132 166V165H131ZM129 166V167H131ZM140 166V165H139ZM143 166V165H142ZM188 166V165H187ZM210 165H208L209 167ZM213 166V164H212ZM225 166H229L225 165ZM18 167L19 169H22L24 173L27 175L25 176L24 174L18 173ZM56 167V170H55ZM57 167H59L57 169ZM107 167V168H106ZM177 167V166H176ZM206 167V166H202ZM218 167V166H217ZM241 167V166H239ZM254 167V166H253ZM258 167V166H257ZM110 168V169H109ZM124 168V167H123ZM128 168V167H126ZM133 167L132 169H134ZM158 168V167H157ZM161 168V166H160ZM194 168V167H193ZM211 168V167H210ZM221 168V166H220ZM224 168V167H223ZM244 168V166H243ZM248 168V167H247ZM251 168V167H250ZM256 168V167H254ZM253 168V169H254ZM26 169V168H25ZM169 169V168H168ZM189 169V168H188ZM187 169V170H188ZM209 169V168H208ZM219 169V168H218ZM235 169V168H234ZM238 169V168H237ZM242 169V168H241ZM245 169V168H244ZM46 172H52L53 177H50L51 173L48 174V180L51 182H43L39 180H43L46 178L45 174L44 178H39L38 175L40 174L39 172L41 171L40 175H44L42 173ZM127 170V169H126ZM144 170V169H143ZM204 170V169H203ZM224 170V169H223ZM227 170V167H226ZM229 170V169H228ZM246 170V169H245ZM104 171V173H103ZM108 171V172H107ZM123 171V170H122ZM148 171V170H147ZM232 171V170H231ZM234 171V170H233ZM242 171V170H241ZM30 172V170H29ZM200 172V171H199ZM215 172V170H214ZM219 172V171H218ZM223 172V171H222ZM260 172V171H259ZM103 173V174H102ZM123 173V172H122ZM158 173V172H157ZM165 173V172H164ZM184 173V172H183ZM190 173V172H189ZM212 173V172H211ZM210 173V174H211ZM232 173V172H231ZM238 173V172H237ZM251 173V172H250ZM263 174V172H261ZM117 174V173H116ZM120 173H118L119 175ZM135 174V173H134ZM130 176V177H134ZM149 174V173H148ZM201 174V173H200ZM205 174V173H204ZM203 174V175H204ZM209 174V173H208ZM225 174V173H224ZM223 174V175H224ZM154 175V174H153ZM213 175V174H212ZM215 175V174H214ZM222 175V174H221ZM220 175V176H221ZM222 175V176H223ZM232 175V174H231ZM255 175V174H254ZM113 178H112V177ZM120 176V175H119ZM138 176V175H137ZM143 176V175H142ZM145 176V175H144ZM155 176V175H154ZM177 176V175H176ZM181 176V175H179ZM227 176V175H226ZM40 177V176H39ZM125 177V176H124ZM146 177V176H145ZM214 177V176H212ZM217 177V175L215 176ZM233 177V176H232ZM239 177V176H237ZM236 177V178H237ZM250 177V176H249ZM257 177V176H256ZM260 177V176H259ZM262 177V176H261ZM28 178L30 182L27 183V185L31 182H36L37 187L25 189L21 192V188L26 187L27 185H22L24 183V180ZM111 178L113 179L112 181ZM144 178V177H143ZM147 178V177H146ZM151 178V177H150ZM158 178V177H157ZM182 178V177H180ZM210 178V177H209ZM222 178V177H221ZM226 178V177H225ZM254 178V176L252 177ZM117 179V177H116ZM120 179V178H119ZM131 179V178H130ZM134 179V178H133ZM140 179V178H139ZM187 179V178H186ZM197 179V178H196ZM201 179V178H200ZM217 179V178H216ZM234 179V178H233ZM258 179V178H257ZM262 179V178H260ZM4 180V179H3ZM47 180V181H48ZM118 180V179H117ZM132 180V179H131ZM141 180V179H140ZM145 180V178L143 179ZM158 180V179H157ZM171 180V179H170ZM218 180V179H217ZM220 182L222 184L223 179ZM228 180V176H227ZM232 180V179H231ZM237 180V179H236ZM255 180V179H254ZM114 181V182H113ZM127 181V180H126ZM129 181V180H128ZM151 181V180H150ZM175 181V180H174ZM186 181V180H185ZM191 181V180H190ZM202 181V180H200ZM214 181V179H213ZM226 181V180H225ZM250 181V180H249ZM259 181V180H258ZM27 182V181H26ZM26 182L24 184H26ZM148 182V181H146ZM159 182V180H158ZM157 182V183H158ZM188 182V181H187ZM210 182V181H209ZM229 182V181H227ZM226 182V183H227ZM236 182V181H235ZM244 182V181H243ZM114 183V184H113ZM142 183V182H141ZM193 183V182H191ZM208 183V182H207ZM214 183V182H213ZM217 183V181H216ZM113 184V185H112ZM116 184V185H115ZM151 184V183H150ZM150 184L148 187H150ZM186 184V183H184ZM215 184V183H214ZM254 184V183H253ZM121 185V184H120ZM182 185V184H181ZM190 185V184H189ZM208 185V184H207ZM220 185V184H219ZM228 185V184H227ZM226 185V186H227ZM230 185V184H229ZM252 185V183H251ZM250 185V186H251ZM259 185V184H258ZM262 185V184H261ZM34 186V185H33ZM112 186V188H110ZM129 186V185H128ZM153 186V185H152ZM196 186V185H195ZM29 187V185H28ZM40 189H37V188ZM119 190H117L118 188ZM122 190H121V188ZM132 187V186H131ZM129 186V188H131ZM137 187V186H136ZM142 187V186H141ZM216 187V186H214ZM212 186V189L214 188ZM239 187V185H238ZM243 187V186H241ZM240 187V188H241ZM155 188V187H154ZM167 188V187H166ZM169 188V187H168ZM205 188V187H203ZM221 188V187H220ZM259 188V186H258ZM24 189V188H22ZM31 189H34L31 191ZM37 189V190H36ZM106 189L108 192H105ZM111 189V190H110ZM125 189V190H124ZM171 189V188H170ZM176 189V188H175ZM185 189V188H184ZM187 189V188H186ZM192 189V188H191ZM201 191L203 192L202 188H200ZM219 189V188H216ZM235 189V188H234ZM239 189V188H238ZM245 189V188H244ZM249 189V188H248ZM254 189V188H252ZM105 190V191H104ZM112 190L117 191H122L120 192V197H118L119 192L117 195L115 193H111ZM132 189H128V192H130ZM154 190V189H153ZM169 191V189H167ZM189 190V189H188ZM206 190V189H204ZM56 192V199L54 200H44L47 202L42 203H35L34 201L37 200V197H40L42 194H48L49 192L53 193ZM102 191V192H101ZM140 191V190H139ZM144 191V190H143ZM176 191V190H175ZM180 191V190H179ZM178 191V193H179ZM186 191V190H185ZM207 191L210 192V189ZM212 191H215L214 189ZM219 191V190H218ZM224 191V190H223ZM240 191V190H239ZM243 191V190H242ZM255 191V190H254ZM64 192H69L68 195L70 196H64ZM104 192V194H102ZM127 192V195H128ZM148 192V191H147ZM154 192V191H153ZM158 192V191H156ZM192 192V190H191ZM197 192H200V190ZM196 192V193H197ZM208 192V193H209ZM217 192V191H216ZM222 192V191H221ZM229 192V191H228ZM234 192V191H233ZM238 192V191H237ZM250 192V190H249ZM252 192V191H251ZM250 192V193H251ZM15 193V194H14ZM59 193V194H57ZM60 193H62L60 195ZM106 193H111L109 196H117L116 202L113 201V199H116L113 197L107 198V202L105 201L106 197L108 194ZM139 193V192H138ZM152 193V192H151ZM149 193V194H151ZM172 193V192H171ZM182 193V192H181ZM187 193V192H186ZM212 193V192H211ZM236 193V192H235ZM234 193V194H235ZM261 193V192H260ZM264 193V192H263ZM132 194V193H131ZM156 194V193H155ZM180 194V193H179ZM184 194V193H183ZM200 194V193H199ZM218 194V193H217ZM233 194V195H234ZM239 194V193H237ZM244 194V193H243ZM58 195V198H57ZM60 195V196H59ZM67 195V194H65ZM126 195V194H125ZM133 195V194H132ZM142 195V194H141ZM145 195V194H144ZM143 195V196H144ZM198 196V194H196ZM203 195V194H200ZM212 195V194H210ZM215 195V194H214ZM213 195V196H214ZM232 195V194H231ZM245 195V194H244ZM14 196L13 201L9 200L10 197ZM47 196V195H46ZM44 195V197H46ZM64 201H62V197ZM146 196H148L146 194ZM151 196V195H150ZM184 196V195H183ZM189 196V194H188ZM205 196V195H204ZM212 196V197H213ZM220 196V193H219ZM49 197V196H48ZM125 197V196H124ZM127 197V196H126ZM186 197V196H185ZM193 197V196H192ZM199 197V196H198ZM202 197V196H201ZM222 197V196H220ZM226 197V196H225ZM224 197V198H225ZM231 197V196H230ZM233 197V196H232ZM236 197V196H235ZM242 197V195H241ZM253 197V196H252ZM259 197V196H258ZM257 197V198H258ZM263 197V196H262ZM42 198V197H41ZM61 198V199H59ZM104 198V199H103ZM118 198L120 199L118 201ZM130 198V197H129ZM142 198V197H141ZM189 198V197H188ZM187 198V199H188ZM205 198V197H204ZM207 198V195H206ZM205 198V199H206ZM239 198V196H238ZM250 198V197H249ZM248 198V199H249ZM16 199V200H15ZM111 199V200H109ZM146 199V198H145ZM200 199V198H199ZM209 199V198H208ZM219 199V197H218ZM217 199V200H218ZM246 199V198H245ZM244 199V200H245ZM247 199V201H248ZM252 199V198H251ZM254 199V198H253ZM263 198H260V200ZM61 200V201H59ZM166 200V199H165ZM220 200V199H219ZM222 200V199H221ZM227 200V199H226ZM232 200V198H231ZM241 200V199H239ZM259 200V201H260ZM104 201L105 206H104ZM131 201V202H130ZM143 201V200H142ZM153 201V200H151ZM204 201V200H203ZM224 201V199H223ZM222 201V202H223ZM243 201V199H242ZM254 201V200H253ZM37 202V201H36ZM103 204L101 205V203ZM130 204L128 205V203ZM141 202V201H140ZM150 202V201H149ZM167 202V201H165ZM198 202V201H197ZM214 202V201H213ZM219 202V201H218ZM221 202V201H220ZM228 202V201H226ZM134 203V204H133ZM171 203V202H170ZM183 203V202H182ZM193 203V201H192ZM196 203V201H195ZM199 203V202H198ZM215 203L216 200H215ZM243 203V202H240ZM247 203V202H246ZM262 203V202H261ZM133 204V206L131 205ZM138 205V206H135ZM142 205V203H140ZM180 204V203H179ZM194 204V203H193ZM207 204V203H206ZM213 205L211 203H208V205ZM224 204L225 201H224ZM244 204V203H243ZM249 203H247L248 205ZM128 205V206H126ZM131 205V206H130ZM144 205V207H145ZM155 205V206H154ZM189 205V204H188ZM199 205H202L201 202ZM205 205V204H204ZM216 205V204H215ZM214 205V206H215ZM220 205H222L220 203ZM220 205L218 204L217 207ZM228 205V204H227ZM251 205V203H250ZM259 205V203L257 204ZM135 206V207H134ZM161 206V205H160ZM166 206V205H165ZM171 206V205H170ZM178 206V205H177ZM184 206V205H183ZM182 206V207H183ZM207 206V205H206ZM239 206V204H238ZM237 206V207H238ZM242 206V205H241ZM246 206V205H245ZM253 206V204H252ZM197 207V205H196ZM211 207V206H209ZM222 207V206H221ZM236 207V206H235ZM244 207V205H243ZM242 207V208H243ZM255 207V205L253 206ZM124 208H129L128 210ZM130 208L135 209L130 212ZM166 208V207H165ZM174 208V207H173ZM172 208V209H173ZM176 208V207H175ZM184 208V207H183ZM202 208V207H201ZM213 208V207H212ZM216 208V207H215ZM230 208V207H228ZM245 208V207H244ZM251 208L246 207V209ZM260 208V207H259ZM264 208V207H263ZM126 211H124V210ZM185 209V208H184ZM198 209V208H197ZM195 209V210H197ZM210 209V208H209ZM208 209V210H209ZM227 209V207H226ZM237 209V208H236ZM262 209V208H261ZM183 210V209H182ZM188 210V207L187 209ZM212 210V209H211ZM218 210V209H217ZM216 210V214L217 211ZM221 210V209H220ZM241 210V209H240ZM250 210V209H249ZM248 210V212H250ZM257 210V209H255ZM163 211V210H162ZM175 211V213H174ZM193 211V210H192ZM205 211V210H204ZM207 211V210H206ZM235 211V210H234ZM125 212V213H124ZM147 212V213H146ZM202 212V209L201 211ZM199 212V213H200ZM208 212V211H207ZM222 212V211H221ZM245 212V211H243ZM257 212V211H255ZM262 212V211H261ZM260 212V213H261ZM192 213V212H191ZM198 213V214H199ZM210 214V212H208ZM220 213V212H219ZM218 213V216H220ZM225 214L227 212H224ZM233 213V212H232ZM231 213V214H232ZM235 213V212H234ZM247 213V212H245ZM258 213V212H257ZM258 213V214H260ZM20 214V219L15 220V218H19ZM187 214V213H185ZM190 214V213H189ZM204 213H202L203 215ZM238 214V213H237ZM263 214V213H261ZM16 215V216H15ZM50 215V216H49ZM191 215V214H190ZM193 215V213H192ZM201 215V213H200ZM211 215V214H210ZM213 215V214H212ZM211 215V216H212ZM241 215V214H240ZM249 215V214H248ZM194 216V215H193ZM205 216V215H204ZM238 216V215H237ZM243 216V215H242ZM222 218L223 214L221 215ZM236 217V216H235ZM239 217V216H238ZM248 216V220H249ZM264 217V216H263ZM14 218V219H13ZM38 218V219H37ZM41 218V219H39ZM205 218V217H204ZM217 218V216H216ZM229 218V217H228ZM237 218V217H236ZM241 218V216H240ZM257 218V217H256ZM47 219V220H46ZM200 219V218H199ZM214 219V218H213ZM218 219V218H217ZM216 219V221H217ZM227 219V218H226ZM233 219V218H232ZM238 219V218H237ZM254 219V218H252ZM241 222L237 221L236 219L228 221L226 225H214L211 226L210 229H264V225H254L253 222ZM262 219V216H261ZM39 220L40 222H35ZM42 220V221H41ZM45 220V221H44ZM206 220V219H205ZM219 220H221L219 218ZM239 220V219H238ZM242 220V219H240ZM258 220V219H257ZM260 220V218H259ZM204 221V219H203ZM211 221V220H210ZM256 221V220H255ZM214 222V221H213ZM212 222V223H213ZM222 222V221H221ZM205 223V222H204ZM211 223V222H210ZM257 222H255L256 224ZM259 223V222H258ZM202 225V227H199V225ZM208 224V223H207ZM31 225V227H32ZM206 225V224H205ZM207 226V225H206ZM205 227V226H204ZM207 227H205L206 229ZM59 229V230H56ZM63 229V230H61ZM106 229H120V230H109L106 231ZM121 229H129V230H121ZM152 229H161V230H152ZM163 229V230H162ZM168 229H174V230H168ZM178 229V230H175ZM35 230V231H36ZM209 230V229H208ZM45 231V230H43ZM42 231V232H43ZM54 231V230H53ZM191 231V230H188ZM203 231V230H202ZM207 231V230H206ZM210 231V230H209ZM216 231V230H215ZM222 231V230H221ZM228 231V230H227ZM261 231V230H260ZM33 232V230H32ZM46 232V231H45ZM46 232V233H47ZM196 232V231H195ZM200 232V231H199ZM205 232V231H203ZM213 234V231H210ZM209 232V233H210ZM226 232V231H225ZM235 232V231H234ZM238 232V231H237ZM244 234L247 233L242 231ZM251 232V231H250ZM193 233V231H192ZM227 233V232H226ZM28 233L26 232V235ZM33 235H36L35 233H31ZM199 234V233H198ZM233 234V233H231ZM242 234V233H241ZM25 235V236H26ZM30 235V233H29ZM27 235V236H29ZM196 235V234H195ZM203 235V234H202ZM211 235V234H210ZM238 234L234 233V236ZM249 235V233H248ZM32 236V235H31ZM197 236V235H196ZM208 236V235H207ZM236 236V237H237ZM246 236V235H245ZM190 237V238H189ZM198 237V236H197ZM26 238V237H25ZM44 238V239H45ZM203 238V237H202ZM205 238V237H204ZM232 238V239H231ZM238 238V237H237ZM43 239V241H44ZM207 239V237H206ZM28 240V239H27ZM40 240V239H39ZM198 240V239H197ZM33 241V240H31ZM57 241V242H58ZM204 241V240H201ZM27 242V241H26ZM41 243L42 240L40 241ZM38 243V242H36ZM31 244V242H30ZM29 244V245H30ZM34 244V242H33ZM38 243L37 245H39ZM47 244V243H46ZM63 244V245H62ZM26 247V251L22 250L21 247ZM28 245V244H27ZM28 245V246H29ZM54 246V244H52ZM42 246V245H41ZM56 246V245H55ZM31 247V246H29ZM33 247H36L33 246ZM39 247V246H38ZM43 247V246H42ZM41 248V247H40ZM45 248V247H43ZM42 248V249H43ZM49 248V247H48ZM30 249V248H29ZM39 249V248H38ZM41 249V250H42ZM51 249V245H50ZM49 249V250H50ZM33 251L35 249H32ZM38 251V250H37ZM46 251V250H45ZM233 251V250H231ZM32 252V254H31ZM47 252V251H46ZM234 252V251H233ZM36 253V252H35ZM44 252L39 250L38 256L41 258L42 254ZM232 253V252H231ZM247 253V252H246ZM253 253V252H252ZM45 254V253H44ZM230 255V252L228 253ZM238 254V253H237ZM242 254V253H241ZM245 254V253H244ZM243 254V255H244ZM47 255V254H46ZM205 255V256H204ZM221 255V254H220ZM240 255V254H239ZM36 256V255H35ZM224 256V255H223ZM234 256V255H233ZM236 256V255H235ZM245 256V255H244ZM50 257V258H51ZM210 257V258H211ZM218 257V256H217ZM243 257V256H242ZM35 258V257H34ZM33 258V259H34ZM37 258V257H36ZM35 260L38 262L39 259ZM45 258V257H43ZM42 258V259H43ZM208 258V257H207ZM221 258V256H220ZM248 258V257H247ZM233 259H235L233 257ZM245 259V258H243ZM31 260V261H30ZM46 260V258H45ZM44 260V261H45ZM49 260V258L47 259ZM46 260V261H47ZM52 260V262H53ZM206 260V259H205ZM228 260V259H227ZM226 260V261H227ZM232 260V259H230ZM236 260V259H235ZM240 260V259H239ZM242 260V259H241ZM247 260V259H246ZM225 261V260H224ZM36 262V263H37ZM51 262V264H52ZM56 262V261H55ZM53 262V263H55ZM209 262V261H207ZM241 262V261H240ZM245 262V261H244ZM35 263V264H36ZM50 263V260H49ZM48 263V264H49ZM222 263V262H221ZM246 263V262H245ZM46 264V263H42ZM223 264V263H222ZM241 264V263H239Z\"/></svg>", "mask_w": 264, "mask_h": 264}, {"label": "rangeland", "instance_id": "374dc122", "mask_svg": "<svg viewBox=\"0 0 264 264\" xmlns=\"http://www.w3.org/2000/svg\"><path fill=\"white\" fill-rule=\"evenodd\" d=\"M122 1V2H121ZM136 1V2H135ZM148 0H133V2H132V0H118L117 2H116V0H114V2H112V4H111V6L112 7H114V10L115 11H118L121 15H123L124 13L126 14V16L128 17L127 18V23H123L122 24V22H120V23H118L117 25L119 26V27H121L120 28V30H126V28H127V30L126 31H130V33H131V35H134V36H139V35H141V37H142V35H143V33H144V35H143V37L144 38H148L149 37V41L147 42V41H145V42H141V43H138L139 44V46H138V44H136L135 45V47L133 46L132 48H130L129 50H128V54L129 55H131V56H134V55H142V54H147V55H152V57H154L155 58V60H157L158 62H160V63H158L157 61V64L156 65H154L155 63H153V66L150 64V69H148V71H147V69L145 70L146 72H144V70H143V72H141V73H138L137 74V76H139L140 77V79L139 80H141V81H146V80H148L149 78H153V77H159V75H161V78H162V76L165 74V75H167L168 73H171L172 75H174V76H172L171 74H170V76H169V78L168 79H171V80H168L169 81V84L171 83L170 81H172V80H174L173 82V86L172 85H169L168 84V81L167 80H163V83L166 85V81H167V85L165 86L164 84H163V86H162V84L160 85V83H162L161 81H160V79L158 80V78H157V80H156V82L155 83H153L152 85H150V87H149V93H148V91L146 90V88H144L143 90H142V92H141V95H142V98L143 99H145V98H147V100H146V104H145V108L144 107H141V108H139V109H137L138 111H135L134 112V116L136 117V116H139L140 115V118L142 119L143 118V120H144V122L146 123V125L144 124V122H143V120H141V122L140 123H135V125H134V127H135V129H137V130H135V129H132L131 130V132L129 131V133H127V135H129V137L127 136L126 138L127 139H130L131 138V142L130 143H128L127 145H125V146H122L121 147V150H119V152H121L122 150V154L121 155H123L122 157H121V155H120V153L119 152H117V151H115V153H117V154H115V155H112V159L114 158H117V157H115V156H120L121 158H127V156H125V155H128L129 156V158H130V156H131V165H129L130 164V162L129 163H125V164H127V165H124L123 163H122V161H121V163H118V164H115V165H117L119 168H118V172L116 171V169H115V172L114 173H111V175H115V178H114V181L116 182V184H117V186H121V187H123L124 188V184H125V186H126V184H127V187H128V189H132L130 192H128V189H127V192H128V195H127V192H122V191H120V192H122L123 193V199L124 198H126L125 200H124V203H125V201L127 200V199H129V200H131V201H134V203L136 202V203H139L138 205H140V207H142V208H147L148 207V205L150 204V206L149 207H152V205L155 203L156 204V202H157V204H156V206H158V207H160L159 209L161 210V214H163V212L165 213V209H167V207L170 209V207H171V210H177L176 212H180L181 213V211H182V213L184 212V215L185 216H191L192 218H194V220L196 219L197 221H199V222H203L202 223V225H203V227H202V225L200 224L199 225V227H202L201 229H179V230H183L184 232H188V234H189V236H192V237H196V238H193L194 240H196V241H198L199 243H201V244H205L206 242H209L211 239H212V237L211 236H213L216 232H218L219 231V233L221 232V233H223V234H225V235H232V237L234 238H236V239H241V237H240V235H242V238H244V237H248V236H250V237H253L254 235V233L255 232H262L263 234H264V229H263V231H262V229H254V230H252V229H246V231H247V233H243L242 231H244V232H246L244 229H232L233 231H231V229H210V227L211 226H214V225H226V223H228V221H229V219L230 220H233V219H236L237 221H241V222H245L246 223V221L247 222H251V219L252 218H254V219H252V222H253V224L254 225H264V154L262 153V154H260L262 151H264V100H263V95L264 94H262V93H264V80L262 79V78H264V75L263 76H261L260 75V73H258L257 72V67H256V64H255V62H256V60L259 58L258 57V54L257 53H260L259 52V49H258V47L260 46V45H262V40L264 41V35H259V34H256V33H258V32H260V31H262V30H264V24H262V23H264V22H262L261 24L260 23H258L259 24V26L260 25H262L263 27H259L258 26V24L256 25V24H254V25H252V26H248V18L251 16V15H259V17L260 18H262V19H264V13H263V7H264V3H263V1L264 0H262L261 1V3H260V1L258 0V1H254L253 2V0H251V2H252V4L250 3V1H248V0H218L219 2L221 1V2H223L222 4H221V2L219 3L217 0H202V1H199V0H150V1H148L149 3H151V4H153V6H149V3L147 2ZM216 1L218 2V3H216ZM226 1H229V3L228 2H226ZM232 1H233V3H232ZM138 2V3H137ZM154 2V3H153ZM169 2V3H168ZM243 2V3H242ZM248 2H249V4H250V6H246V3L248 4ZM117 3V4H116ZM121 3H123V4H121ZM128 3V4H127ZM135 3V4H134ZM167 3H168V5H167ZM213 3H214V5H213ZM236 3V4H235ZM239 3H242V4H240L239 5ZM257 3H260L261 5H263L262 6V8H261V5H259V4H257ZM115 4V5H114ZM119 4V5H118ZM121 4V5H120ZM137 4V5H136ZM150 4V5H151ZM162 4V5H161ZM175 4V5H174ZM206 4H208V5H206ZM218 4H220V5H218ZM169 5H171V6H169ZM174 5V6H173ZM195 5V6H194ZM212 5H213V7H212ZM217 5L219 6V9H217L216 7H217ZM223 5V6H222ZM234 5V6H233ZM236 5V6H235ZM239 6V8H238V6ZM245 5V6H244ZM260 6L259 8H258V6ZM130 8H129V7ZM139 6V7H138ZM155 6V8L154 9H152L153 7ZM158 6V7H157ZM160 6V7H159ZM162 6V7H161ZM189 6V7H188ZM209 6V7H208ZM225 6V7H224ZM254 6H256V8L254 7ZM119 7V8H118ZM135 9H134V8ZM136 7H138V8H136ZM152 7V8H151ZM156 7H157V9H156ZM221 7H222V9H221ZM234 7V8H233ZM235 7H237V9L235 10ZM242 7H244L243 9H242V11H244V12H242L241 13V8ZM246 7V8H245ZM132 8V9H131ZM143 8H144V11L145 12H143L142 10H143ZM161 8V9H160ZM163 8V9H162ZM214 8H215V10H214ZM225 8H227L228 9V11L227 10H225ZM130 9V10H129ZM134 9V10H133ZM176 9V10H175ZM207 9H209L210 10V12H209V10H207ZM233 9V10H232ZM254 9V10H253ZM122 12H121V11ZM159 10V11H158ZM162 10V11H161ZM172 10V11H171ZM189 11V13L187 12V11ZM225 10V11H224ZM231 12H230V11ZM240 12H239V11ZM252 10H253V12H252ZM127 11V12H126ZM142 11V12H141ZM175 13H174V12ZM183 12L182 14L183 15H181V12ZM187 13H186V12ZM233 11V12H232ZM256 11H257V13H256ZM114 12V11H113ZM138 12H140V15H139V13L137 14ZM198 12V13H197ZM205 12V13H204ZM207 12V13H206ZM239 12V13H238ZM128 13V14H127ZM136 13V14H135ZM142 13V14H141ZM152 13H153V16H152ZM186 13V14H185ZM191 13V14H190ZM193 13V14H192ZM202 13H204V14H202ZM210 13V14H209ZM233 13H234V15H235V17L233 16ZM236 13H238V14H236ZM256 13V14H255ZM130 14H131V16H130ZM133 14V15H132ZM136 15V18H135V15ZM180 14V15H179ZM188 14H190V15H188ZM213 14V15H212ZM242 14L243 15H245L244 16V18L242 19ZM114 15H115V13H114ZM138 15H139V17H141L140 19L142 20V21H144V23L142 22V21H140L139 20V17H138ZM162 15V16H161ZM179 15V16H178ZM187 15V16H186ZM193 15L195 16L194 18H193ZM202 15V17H203V20H205V21H203L202 19H200L199 20V17ZM209 15V16H208ZM217 17V16H220V17H218V18H215V16ZM130 16V17H129ZM134 17V18H131V17ZM153 18H152V17ZM164 16H166V17H168L167 19H166V17L165 18H163ZM181 16V17H180ZM197 16H198V20H197ZM233 16V17H232ZM157 17V18H156ZM160 17V18H159ZM186 17V18H185ZM191 18L190 20H188V18ZM201 17V18H202ZM206 17V18H205ZM207 17H209L210 18V20L207 18ZM212 17H213V21H211L212 20ZM223 19H222V18ZM238 17V18H237ZM241 17V18H240ZM130 18H131V20H130ZM181 18V19H180ZM226 18V19H225ZM232 18H234V19H232ZM240 18V19H239ZM136 19H137V21H136ZM155 19H159V20H161V22L158 20V22L157 21H155ZM170 19V20H169ZM194 19H196L195 21H194ZM241 19H242V22H241ZM147 20V21H146ZM165 22H164V21ZM179 20H181V21H179ZM234 20H236V24L234 23L235 21ZM137 22L136 23V25H131L132 24V22ZM140 21V22H139ZM149 21V22H148ZM182 21H184V23L182 22ZM203 21V22H202ZM217 21V22H216ZM224 21H226V22H229L230 21V23L232 24L233 23V25H236L237 26V21L239 22L238 23V25L240 26H235V28L234 29H232L234 26H231V24L228 26V28H229V30H228V28H227V24L225 25V23L226 22H224ZM233 21V22H232ZM130 22H131V24H130ZM143 24H142V23ZM146 22V23H145ZM160 22V23H159ZM169 22H171V23H169ZM187 22V23H186ZM189 22V23H188ZM202 22V23H201ZM209 22H211V23H209ZM212 22H213V24H212ZM129 23V24H128ZM157 23V24H156ZM174 23H176V24H174ZM181 25H180V24ZM186 23V24H185ZM128 24V25H127ZM149 25V27H148V25ZM166 24V25H165ZM185 24V25H184ZM196 25V27L194 28H192L191 27V25ZM206 24V25H205ZM209 24V25H208ZM214 24L216 25V26H214ZM220 24V25H219ZM225 25V27H224V25ZM143 27H142V26ZM164 25V26H163ZM168 25V26H167ZM176 25H177V28H176ZM178 25H180V28H178L179 26ZM193 25V26H194ZM203 25H205V29H204V26ZM210 25L212 26L213 25V27L214 28H212V27H210ZM219 25V26H218ZM132 26V27H131ZM171 26H173V27H171ZM184 26V27H183ZM223 26V28H221ZM163 27V28H162ZM181 27H182V29H181ZM187 27V28H186ZM208 27H210V29L208 28ZM230 27H232V28H230ZM256 27V28H255ZM132 28V29H131ZM149 28V29H148ZM156 28V29H155ZM166 28H167V30H166ZM171 28H175L176 29V31H175V29H171ZM240 28V29H239ZM246 28V29H245ZM262 28V29H261ZM129 29V30H128ZM162 31H161V30ZM164 29V30H163ZM187 29V30H186ZM190 29V30H189ZM193 29V30H192ZM213 29H215L214 31H213ZM224 29H226L225 31H226V33L224 32ZM248 29L249 30H252V31H255L256 33V35H255V37H254V42H251V41H248V37H246V32L248 33ZM174 30V31H173ZM181 31L182 33H183V35H182V37L184 38H181V34L179 35V32L178 31ZM183 30V31H182ZM185 30V31H184ZM188 30H189V32H188ZM205 30V31H204ZM210 30V31H209ZM218 30L219 31H221V30H223V31H221L222 33H223V35H222V33L221 32H218ZM236 30V31H235ZM238 30H239V32H238ZM147 31V33H145ZM164 31V32H163ZM168 33H167V32ZM202 31V32H201ZM207 31H209V32H207ZM230 32V35L228 36V34H229V32ZM236 33H235V32ZM135 32L137 33V34H135ZM173 32V33H172ZM176 32H177V34H176ZM180 32V33H181ZM187 32V33H186ZM190 32H192V34L190 33ZM205 32V33H204ZM207 32V33H206ZM216 32H218V33H220V34H218V33H216ZM228 32V33H227ZM134 33V34H133ZM139 33V34H138ZM160 33V34H159ZM170 33V34H169ZM201 33H202V35H201ZM215 33V34H214ZM233 33L235 34L234 36H232L233 35ZM239 33V34H238ZM147 34V35H146ZM150 34V35H149ZM165 36H164V35ZM191 36V37H189V35ZM198 34H199V36H198ZM208 36H207V35ZM212 36H211V35ZM226 34V35H225ZM238 34V35H237ZM163 37H161V36ZM172 35H173V37H172ZM151 36V37H150ZM155 37V39H154V37ZM176 36V37H175ZM187 36V37H186ZM217 36V37H216ZM222 36V38H219V37H221ZM175 37V38H174ZM198 37V38H197ZM208 37V38H207ZM209 37H211V38H209ZM226 37V38H225ZM228 37H229V39H228ZM233 37H234V39H233ZM237 37V38H236ZM154 40V42H153V40ZM158 38V39H157ZM171 38H172V40H171ZM181 38V39H180ZM187 38H189V39H187ZM197 38V39H196ZM201 38H203V39H201ZM213 38H214V40H215V42H214V40H213ZM218 40H217V39ZM224 38V39H223ZM230 38H232V39H230ZM262 38V39H261ZM151 39V40H150ZM194 39H196V40H194ZM200 39V40H199ZM204 39H208L207 41L206 40H204ZM261 39V40H260ZM162 40V41H161ZM184 40V41H183ZM203 40V41H202ZM213 40V41H212ZM222 40L224 41V42H222ZM188 41V42H187ZM192 41V42H191ZM237 41V42H236ZM178 42V43H177ZM185 42H187L186 44H185ZM201 42V43H200ZM205 42V43H204ZM212 42V43H211ZM228 42V43H227ZM230 42V43H229ZM250 42V44L251 43H254V46L253 47H251L250 48V50L247 48V50H245L246 52L242 55V53H241V49H243V48H245V46L247 47V45H248V43ZM257 42V43H256ZM152 43V44H151ZM164 45V47L162 46V44ZM165 43H166V45H165ZM173 43V44H172ZM189 43V44H188ZM190 43H192V44H190ZM199 43V44H198ZM207 43H210V45L209 44H207ZM223 43V45H221V44ZM224 43H225V45H224ZM151 44V45H150ZM167 44H169V46L167 45ZM179 45L180 44V46L178 47L177 46V48H173V50H171L170 48H172L173 46L174 47H176L175 45ZM183 44H185V45H183ZM205 44H206V46H205ZM213 44V45H212ZM217 44V45H216ZM226 44H229V45H226ZM255 44L257 45V48H256V46H255ZM263 44H264V42H263ZM144 45V46H143ZM155 45V46H154ZM189 45V46H188ZM191 45H193L195 48H193V46H191ZM203 47H202V46ZM141 46H143V47H145L144 48V50H143V47H141ZM152 46V47H151ZM157 46V47H156ZM168 46V47H167ZM172 46V47H171ZM186 46V47H185ZM199 46H200V48H199ZM210 46V48H211V54H212V56H211V54L210 53H208L206 50H208L207 48ZM213 47V49H212V47ZM216 46V47H215ZM228 46V47H227ZM230 46V47H229ZM233 48H232V47ZM148 47H150V48H152V49H150V48H148ZM181 47H183V48H181ZM205 47H206V50H205ZM219 47V48H218ZM223 47V48H222ZM226 47V50H224V48ZM154 48L155 49H157V50H154ZM170 50H169V49ZM180 48V49H179ZM186 48H188L187 50H185ZM193 48V49H192ZM197 48V49H196ZM218 50H217V49ZM232 49V50H230V53H229V49ZM145 49H147V51H145ZM167 49L169 50V51H167ZM181 49H182V51L184 52V50H185V52L183 53V52H180L181 51ZM199 49V50H198ZM204 51H206V52H204ZM221 49V50H220ZM222 49H223V52H222ZM162 50H164V51H162ZM195 50V51H194ZM198 50V51H197ZM210 50V49H209ZM208 50V51H209ZM215 50H217L218 52H216ZM220 50V51H219ZM134 51V52H133ZM148 51H150V52H148ZM155 51V52H154ZM160 51V52H159ZM170 51H173V52H170ZM225 51H226V55L228 54V56H229V58L230 57H232L233 55L235 56V57H238V58H234L233 59V57L232 58H230V60H232V62L229 60V58L228 57H226V55H223V56H221L222 55V53L224 54L225 53ZM232 51V52H231ZM252 51H254V53L252 52ZM130 52V53H129ZM133 52V53H132ZM136 52V53H135ZM142 52V53H141ZM158 52V53H157ZM161 52H163V53H161ZM164 52H165V55H167L168 57H164L165 55H164ZM170 52V53H169ZM188 52V53H187ZM193 52V53H192ZM194 52H195V54H194ZM198 52L200 53V54H198ZM202 52H204V53H202ZM215 53V54H217V57H216V55H214L213 53ZM221 52V53H220ZM252 52V53H251ZM135 53V54H134ZM152 53V54H151ZM171 53H175L174 55L173 54H171ZM178 53V54H177ZM181 53H183V55H181ZM206 53H208L207 55H206ZM233 53V54H232ZM163 54V55H162ZM168 54H171L172 55V57L170 58L169 56L170 55H168ZM176 54H177V56H176ZM180 54V56L178 57V55ZM219 54V55H218ZM255 55V57L254 56H252V55ZM189 55V56H188ZM197 56V58H196V56ZM203 55V56H202ZM214 55V56H213ZM173 56H175V57H173ZM204 56L205 57H207V58H209V59H207V58H204ZM209 56V57H208ZM163 58L164 57V59H161V58ZM181 57V58H180ZM186 57H187V59H186ZM223 57H225L223 60L224 61H226V62H224V61H222V58ZM256 57H257V59H256ZM166 58H169L170 59V64H171V67H170V64L168 65V63L169 62H165L164 60H166ZM173 58H175V59H173ZM192 58V59H191ZM214 58V59H213ZM216 58V59H215ZM221 59V61H220V67H219V60H217V59ZM239 58H240V60H239ZM159 59H160V61H159ZM181 59V60H180ZM188 60L189 61V59L190 60H192V62L193 61H197L196 59H199V62L201 61V63L200 64H202V65H200L199 66V63L197 62V64L194 62V64L192 63L191 65H190V61L189 62H187L186 60ZM204 59H205V61H207L206 63H207V65L205 64V61H204ZM207 59V60H206ZM227 59L229 60V61H227ZM256 59V60H255ZM174 62H173V61ZM185 62H187L188 64H189V66H188V64L187 63H184L183 61ZM209 60V61H208ZM213 60V61H212ZM216 62H215V61ZM234 60V61H233ZM242 60H244V62L242 61ZM262 60L264 61V57L262 58ZM164 61V62H163ZM179 61V62H178ZM211 61V62H210ZM239 63H238V62ZM247 63H246V62ZM255 61V62H254ZM176 62V63H175ZM215 62V63H214ZM236 62V63H235ZM243 62V63H242ZM254 62V63H253ZM161 63H163V65L164 66H162V64ZM165 63V64H164ZM231 63V64H230ZM249 63V64H248ZM253 63V64H252ZM159 64V65H158ZM175 64H179V66H178V68L177 67H175V66H177V65H175ZM183 64H185L184 66L185 67H187L188 66V68H185L184 69V67L182 66L181 67V65H183ZM210 64V65H209ZM216 64V65H215ZM236 64V65H235ZM166 65V66H165ZM194 65H196L195 66V68H194ZM213 67H212V66ZM214 65H215V67H214ZM255 67H254V66ZM160 66V67H159ZM168 66V67H167ZM209 66H211V68L209 67ZM219 67V69H218V67ZM237 66V67H236ZM152 67V68H151ZM155 67H157V68H155ZM158 67H159V70H157L158 69ZM163 67H165V69H163ZM167 67V68H166ZM175 67V68H174ZM181 67V68H180ZM222 67H223V69H222ZM229 67V69L231 70V72H230V70H228L227 68ZM255 68V69H253V68ZM174 68V69H173ZM181 70H180V69ZM200 70H199V69ZM201 68H202V70H201ZM209 68V69H208ZM252 68V69H251ZM160 69H163V70H160ZM166 69H168V70H170V69H172V70H170L171 72H168V70H166ZM180 71H179V70ZM207 69V70H206ZM212 69V70H211ZM219 71V72H217V70ZM227 69V70H226ZM159 72H157V71ZM239 70H241V72H239ZM252 70V71H251ZM255 70V71H254ZM162 71H166L165 73L164 72H162ZM178 71H179V73H178ZM193 71H195V73H193ZM214 73L213 74V76L211 75V77H213L212 79L213 80H215V82L214 81H212L210 78V74L212 73V72ZM234 73H233V72ZM153 72H156L157 73V75H155L156 73H154V75H153ZM208 73V75L207 74H204V76H203V74H201V73ZM225 72V73H224ZM250 74H249V73ZM144 73V74H143ZM161 73V74H160ZM163 73V74H162ZM192 73V74H191ZM200 75H202V76H200ZM215 73H216V75H215ZM219 73H221L222 74V76L225 74V76H223L224 78H225V81L222 79V76H220L219 77V75H221V74H219ZM229 73V74H228ZM231 73H233V74H231ZM250 75H248V74ZM253 73V74H252ZM257 73V74H256ZM10 74V73H9ZM150 74H152V75H150ZM193 74H194V76H193ZM217 74H219V75H217ZM226 74H228L227 76H226ZM231 74V75H230ZM238 74V75H237ZM240 74V75H239ZM7 75V74H6ZM6 75H3L2 77L3 78H1L0 80V97L2 96V95H5L7 92H9L10 90L9 89H11V88H9V87H7V81L5 80L7 77H8V75L6 76ZM149 75V76H148ZM179 75V76H178ZM191 76V78H190V76ZM208 77H207V76ZM251 75H253L252 77H251ZM258 75H260L262 78H260V76H258ZM152 76V77H151ZM188 76H189V78H188ZM246 77L245 79H244V77ZM258 78V80L256 79V77ZM6 77V78H5ZM138 77V78H139ZM142 77V78H141ZM164 78V79H167V78ZM174 79H173V78ZM181 77V78H180ZM207 77V78H206ZM210 77V78H209ZM218 77V78H217ZM229 77V78H228ZM236 77V79H237V81H236V79H234ZM251 77V78H250ZM254 77H255V79H256V81L257 82H259V80H260V82L259 83H257L256 81H255V79H254ZM162 78V79H163ZM176 78V79H175ZM200 80H199V79ZM205 78V79H204ZM209 78V79H208ZM214 78H216V79H214ZM220 78V79H219ZM230 78H233L232 80L230 79ZM260 78V79H259ZM3 79V80H2ZM181 79V80H180ZM207 79V80H206ZM218 79H219V81H218ZM230 79V80H229ZM241 79V80H240ZM243 79V80H242ZM191 80V81H190ZM203 80V81H202ZM222 80V81H221ZM229 81V83H225L226 81ZM250 82H249V81ZM261 80H263V82L261 81ZM158 81L160 82V83H158ZM189 81V82H188ZM193 81V82H192ZM200 81H202V82H200ZM205 81V82H204ZM221 81V82H220ZM224 81V82H223ZM236 83L235 84V86H236V89H235V86H234V83ZM240 81H241V84H238V83H240ZM5 82H6V84H5ZM192 82V83H191ZM207 82V83H206ZM209 82H211V84L209 83ZM223 82V83H222ZM3 83V84H2ZM38 83V82H37ZM247 85H246V84ZM261 83V84H260ZM263 83V84H262ZM36 84V83H35ZM156 84H159L158 86H160V87H158V86H156ZM172 84V83H171ZM181 84V85H180ZM188 84V85H187ZM192 84V85H191ZM212 84L214 85V86H212ZM217 84H218V86H217ZM222 84H224V85H222ZM230 84V85H229ZM238 84V85H237ZM243 84V85H242ZM1 85H6V87L4 86V88H3V86H1ZM196 85V86H195ZM200 85V86H199ZM232 85V86H231ZM37 88V86L36 85H32V89H35V87ZM177 88H176V87ZM182 86H184V87H182ZM191 86V87H190ZM194 86V87H193ZM204 86V87H203ZM211 86V87H210ZM222 87V88H220V87ZM232 87L231 89L230 88H228V87ZM244 87H246V89L244 88V91H243V88ZM252 87V89H250V87ZM156 87V88H155ZM163 87V88H162ZM181 87H182V91L180 90L179 91V89H181ZM186 87V88H185ZM198 87H200V89H201V87H203L202 89L203 90H201V92H200V89L198 88ZM218 87V88H217ZM6 88H9V89H6ZM155 88V89H154ZM159 88V89H158ZM206 88H208V89H206ZM210 88V89H209ZM233 88H234V91H233ZM240 88H242V89H240ZM161 89V90H160ZM194 89V90H193ZM196 89H198V90H196ZM208 90V91H206V90ZM213 89V90H212ZM218 89H222V90H218ZM9 90V91H8ZM12 90V89H11ZM178 90V91H177ZM184 90H187V91H184ZM211 90V91H210ZM245 90H249L248 92L247 91H245ZM250 90L253 92V93H251L250 92ZM145 91H147V92H145ZM184 91V92H183ZM195 91H197V93H195ZM205 91V92H204ZM12 92V91H11ZM157 92V93H156ZM163 92V93H162ZM176 92V93H175ZM179 92V93H178ZM180 92H181V94H180ZM188 92V93H187ZM208 92H209V94H211V95H213L212 96V98H210L211 97V95H208ZM212 92V93H211ZM215 92V93H214ZM217 92V93H216ZM220 92H222V94L220 95ZM231 92V93H230ZM2 93V94H1ZM148 93V94H147ZM183 93H185V94H187V97H186V95L184 96V94ZM243 93V94H242ZM247 93H248V95H247ZM8 94V93H7ZM164 94V95H163ZM182 94H183V96H182ZM231 94V95H230ZM257 94V95H256ZM148 97H147V96ZM167 95V96H166ZM175 95V96H174ZM177 95V96H176ZM197 95H198V98H197ZM215 95H216V97H215ZM217 95H219L221 98L219 99V97L217 96ZM242 95H245V96H242ZM252 95H254L253 97H252ZM255 95L258 97H255ZM260 95V96H259ZM152 96V97H151ZM156 96V97H155ZM160 96V97H159ZM162 96V97H161ZM173 96V97H172ZM209 96V97H208ZM165 97V98H164ZM168 97V98H167ZM171 97H172V99H171ZM175 97V98H174ZM184 97H185V99L187 100V101H185L184 100ZM193 98V97H195V99H190V98ZM218 97V98H217ZM230 97V98H229ZM232 97H233V99H232ZM241 97H242V99H241ZM252 97V98H251ZM260 97V98H259ZM148 98H153V99H151L152 100V102L154 103H156V104H154V105H151L152 104V102H150L151 100H148ZM162 98V99H161ZM170 98V99H169ZM245 98H246V100H245ZM248 98H250V100H248L247 101V99ZM166 99V100H165ZM190 101H189V100ZM196 99H199V101L197 100L196 101ZM205 101H210V102H205ZM207 99V100H206ZM214 99H216V100H214ZM257 99H258V101H257ZM260 99H261V101H260ZM155 100V101H154ZM171 100H173V101H171ZM203 100V101H202ZM182 101H185V102H187L188 104H184L185 102H182ZM192 101V102H191ZM219 101H221L220 103H223L224 101V103L223 104H219ZM232 101V102H231ZM246 101V102H245ZM148 102H149V104H148ZM159 102H161V103H163L162 105L159 103ZM191 103V105H190V103ZM196 102V103H195ZM198 102V103H197ZM203 103V107H202V103ZM216 102V103H215ZM228 102V103H227ZM244 102V103H243ZM256 102V103H255ZM151 103V104H150ZM178 103V104H177ZM181 103V104H180ZM195 103V104H194ZM211 104L212 103V105H209V104ZM214 103V104H213ZM225 103H226V105H225ZM229 103H230V105H233V106H231L230 107V105H229ZM158 104V105H157ZM181 106H180V105ZM183 104V105H182ZM199 104H201V106L199 105ZM209 105V107L206 105ZM216 104V105H215ZM234 104L236 105V106H234ZM240 106H239V105ZM248 104V106L246 107V105ZM55 105V104H54ZM176 105V108H174V106ZM179 107H178V106ZM223 106V107H221V106ZM228 105V106H227ZM244 105V106H243ZM257 105V106H256ZM148 106H152V107H150V109H148ZM155 106H159L158 108L157 107H155ZM161 106V107H160ZM184 106V107H183ZM190 106V107H189ZM195 106V107H194ZM204 106H205V108L207 109H205L204 108ZM212 106H214V108L212 107ZM216 106H218L217 107V109H216ZM226 106V107H225ZM241 106H242V108H241ZM155 107V108H154ZM188 107L190 108V109H188ZM191 107L194 109L193 111H192V109H191ZM198 107V108H197ZM201 107V109L199 110V108ZM212 107V108H211ZM228 107V108H227ZM234 107V108H233ZM250 107H253V108H250ZM257 109H256V108ZM187 110H186V109ZM221 108V109H220ZM233 108V109H232ZM174 109V110H173ZM184 109V112L182 111ZM198 110V111H195V110ZM204 109V110H203ZM211 109V110H210ZM221 111H219V110ZM223 109V110H222ZM226 109V110H225ZM230 111H229V110ZM236 109V110H235ZM241 109V110H240ZM176 110V111H175ZM179 110H180V114L178 115V113H179ZM188 111V112H186V111ZM189 110L191 111V112H189ZM211 112H210V111ZM237 110H239L238 111V113L239 112H241V114L239 113H236L237 112ZM254 110V111H253ZM142 111V112H141ZM144 111H145V113H144ZM147 111V112H146ZM178 112V113H175L174 114V112ZM202 111V113L203 114H200V112ZM217 111V112H216ZM234 111H235V113H234ZM244 111V112H243ZM254 113H253V112ZM256 111V112H255ZM1 112V111H0ZM139 114H138V113ZM150 112V113H149ZM157 112V113H156ZM186 112V113H185ZM194 112H196V114H192V113H194ZM205 112V113H204ZM208 112V113H207ZM230 112V113H229ZM237 116H234V114ZM259 112V113H258ZM261 112H262V114H261ZM149 113V114H148ZM153 115H152V114ZM156 115H155V114ZM182 113H184V114H182ZM206 113H207V115H206ZM209 113H212V115L211 114H209ZM247 113H249V114H247ZM251 113V114H250ZM258 113V114H257ZM142 114L144 115L145 114V116H143V117H141L142 116ZM151 114V115H150ZM159 114V115H158ZM168 114V115H167ZM186 114V115H185ZM188 114V115H187ZM193 115V116H191V115ZM199 114V115H198ZM231 114H233V115H231ZM245 114V115H244ZM146 115H148V116H146ZM190 115V116H189ZM195 115H196V117H195ZM210 115V116H209ZM213 115H215V116H213ZM244 115V116H243ZM249 115V116H248ZM252 115V116H251ZM260 115V116H259ZM133 116V115H132ZM173 116V117H172ZM181 116V117H180ZM189 116V117H188ZM205 116V117H204ZM207 116V117H206ZM218 116V118L216 119V117ZM220 116H222V117H220ZM249 117V118H246V117ZM146 117H149V118H146ZM150 117H152V118H150ZM172 117V118H171ZM179 119H178V118ZM191 117H193V121H192V118ZM202 117V118H201ZM211 117V119H208V118H210ZM235 117H236V119H235ZM253 117V119H251V118ZM254 117H256V118H254ZM171 118V120L173 121H171V120H169ZM184 118V119H183ZM196 118L198 119V120H196ZM239 118H242V119H239ZM261 118V119H260ZM147 119V120H146ZM148 119H150V122L148 123ZM163 119H164V121H163ZM182 119V120H181ZM202 119V120H201ZM215 119H216V121H215ZM224 119V120H223ZM258 121H257V120ZM263 119V120H262ZM156 120V121H155ZM196 120V122L194 123V121ZM203 120H207V122L208 121H210L209 122V124H207V122H204ZM212 120V121H211ZM251 120V121H250ZM254 122H253V121ZM169 121H171V123L172 124H170V122ZM214 121V123H211V122H213ZM229 121V122H228ZM243 121H245L244 123H242ZM159 122V123H158ZM165 124H164V123ZM190 122V123H189ZM192 122V123H191ZM198 122V123H197ZM203 122H204V124H203ZM216 122H217V125H216ZM219 122V123H218ZM221 122V123H220ZM228 122V123H227ZM233 122V123H232ZM260 122V123H259ZM175 123V124H174ZM178 123V124H177ZM137 124H139V126L142 124V127H141V130H140V128H138L137 127ZM157 124V125H156ZM163 124V125H162ZM184 124V125H183ZM197 124H199V126L197 125ZM202 124V125H201ZM239 124V125H238ZM247 124V125H246ZM147 125H148V127H147ZM154 125V126H153ZM159 125H161V127L159 126ZM167 125V127H165ZM171 125V126H170ZM174 125V126H173ZM181 125V126H180ZM189 125V126H188ZM225 127H224V126ZM235 126L236 128H234V127H232V126ZM238 125V126H237ZM254 125H255V127H254ZM259 125V126H258ZM157 126V127H156ZM180 126V127H179ZM187 126V127H186ZM201 126H202V128H201ZM210 127V129H209V127ZM216 126V127H215ZM223 126V127H222ZM231 126V127H230ZM137 127V128H136ZM146 127V128H145ZM168 127H169V130H168ZM176 127V128H175ZM193 127V128H192ZM218 127V128H217ZM222 127V128H221ZM226 127H229L228 129L226 128ZM259 127V128H258ZM148 128V129H147ZM154 128V129H153ZM160 128H163V129H160ZM174 128V129H173ZM185 128V129H184ZM187 128V129H186ZM197 128V129H196ZM199 128V129H198ZM238 128H241V129H239L238 130ZM139 129V130H138ZM158 129H160V131L162 132H160ZM167 129V130H166ZM171 129H173L172 131H171ZM177 129V130H176ZM190 129V130H189ZM202 129V131H200ZM207 129V130H206ZM229 129H234V130H229ZM248 129V130H247ZM250 129H251V131H250ZM255 129V130H254ZM167 132H166V131ZM182 130V131H181ZM186 130V131H185ZM208 130H209V133H206V132H208ZM211 130H213V131H211ZM223 130H225V131H223ZM228 130V131H227ZM237 130V131H236ZM135 131H138V132H135ZM156 131V132H155ZM175 131V132H174ZM190 131H191V133H190ZM195 131V132H194ZM197 131V132H196ZM198 131H200L199 132V134H198ZM204 131H206V132H204ZM221 131V132H220ZM224 133H223V132ZM226 131H227V133H226ZM232 131V132H231ZM235 133H234V132ZM238 131H239V133H238ZM258 131V132H257ZM142 132V133H141ZM148 132V133H147ZM194 132V133H193ZM212 134H211V133ZM242 134H241V133ZM244 132V133H243ZM254 132V133H253ZM139 133H140V135H141V137H140V135H139ZM145 133V134H144ZM147 133V134H146ZM154 133V134H153ZM172 133V134H171ZM174 133H176V134H174ZM187 133H189V134H187ZM204 134L205 136V138L204 137H200V136H202V134ZM228 133H229V136H227L228 135ZM231 133V134H230ZM36 134V133H35ZM142 134H144L143 136H142ZM179 134V135H178ZM181 134V135H180ZM190 134H192L193 135V137H190ZM194 134H196V135H194ZM198 134V135H197ZM223 134V135H222ZM226 134V135H225ZM237 134V135H236ZM239 134V135H238ZM131 135V136H130ZM134 135V136H133ZM146 135V136H145ZM177 135V136H176ZM191 135V136H192ZM208 135V136H207ZM242 137H241V136ZM249 135V136H248ZM256 135V136H255ZM258 135V136H257ZM148 136V137H147ZM174 137V139L172 138V137ZM194 136H195V138H194ZM196 136H197V139H196ZM207 136V137H206ZM214 136V137H213ZM227 138H225V137ZM235 136V137H234ZM251 136V137H250ZM254 136V137H253ZM137 137V138H136ZM141 139V138H144V139H142L143 140V142L141 141V143H143L142 145H141V143H140V145H139V142H140V140H138L139 138ZM150 137V138H149ZM153 137H156V138H152ZM167 137H168V139H167ZM188 137V138H187ZM218 137V138H217ZM241 137V138H240ZM247 137V138H246ZM149 138V139H148ZM166 138V139H165ZM194 138V139H193ZM200 138H203V139H200ZM239 139V141H238V139ZM162 139V140H161ZM172 139V140H171ZM176 139H178V140H176ZM204 139H205V141H206V139H207V141L205 142L204 141ZM210 139V140H209ZM214 139V140H213ZM221 139V140H220ZM233 139V140H232ZM246 139V140H245ZM164 140V141H163ZM168 140V141H167ZM173 140H174V142H173ZM199 140H201V141H203V142H201V141H199ZM211 140H212V143H211ZM217 140V141H216ZM220 140V141H219ZM228 140H230V141H228ZM232 140V141H231ZM134 141H137V142H135V143H138L137 145H134ZM153 143H152V142ZM157 141V142H156ZM167 141V142H166ZM177 141V142H176ZM214 141V142H213ZM222 141H224V142H222ZM228 141V142H227ZM249 143H248V142ZM160 142H162L163 143V145H162V143H160ZM169 142H172L171 144H169ZM181 142H184L185 143V145H184V143H181ZM218 142V143H217ZM222 142V143H221ZM231 142V143H230ZM237 142H238V144H237ZM149 143H150V145H149ZM167 143V144H166ZM174 143H176V144H174ZM177 143H178V146H177ZM187 143V144H186ZM198 143V144H197ZM158 145V146H156V145ZM174 144V145H173ZM181 144V145H180ZM196 144V145H195ZM205 144V145H204ZM210 144V145H209ZM221 144V145H220ZM245 144H247V145H245ZM147 145V146H146ZM148 145H149V147L151 148H148ZM171 145V146H170ZM180 145V146H179ZM182 145H183V147H182ZM232 145H233V147H232ZM241 145V146H240ZM127 146V147H126ZM140 146V147H139ZM159 146H161V147H159ZM162 146H163V148H162ZM184 146H185V148H184ZM188 146V147H187ZM196 146H198V147H196ZM203 146V147H202ZM208 146V147H207ZM211 146V147H210ZM220 146H221V148H220ZM224 146V147H223ZM229 146V147H228ZM236 146V147H235ZM245 146H247V148L245 147ZM138 147V148H137ZM141 147H144V150H143V148H141ZM157 147H158V149H157ZM169 147V148H168ZM175 147V148H174ZM182 147V148H181ZM202 147V148H201ZM205 147H206V149H205ZM238 147V148H237ZM250 147H252V148H250ZM258 147V148H257ZM123 148V149H122ZM126 149V151H127V153H126V151H124L125 149ZM128 148V149H127ZM141 148V149H140ZM167 148V149H166ZM223 148H226V149H223ZM236 148V149H235ZM242 148V149H241ZM244 148V149H243ZM250 150H249V149ZM170 149V152H169V154H168V151L167 150H169ZM197 149V150H196ZM200 149V150H199ZM232 149V150H231ZM131 150V151H130ZM139 152H138V151ZM146 150H148V151H146ZM181 152H180V151ZM194 150V151H193ZM201 150H203V151H201ZM211 150V151H210ZM213 150V151H212ZM224 150V151H223ZM130 151V152H129ZM137 151V152H136ZM159 151H161V152H159ZM185 151V152H184ZM190 151H192V152H190ZM196 151H197V153H196ZM227 151H228V153H227ZM234 151H236V152H234ZM135 152V153H134ZM142 152V153H141ZM155 152V153H154ZM172 152V153H171ZM206 154H204V153ZM207 152H211V155L209 154V153H207ZM225 153V155L224 154H222V153ZM232 152H234V153H232ZM131 153V154H130ZM140 154V156H139V154ZM170 153L171 154H173V155H170ZM175 153V154H174ZM177 153V154H176ZM180 153V154H179ZM191 153V154H190ZM216 153V154H218V155H215L214 156V154ZM220 153H221V155H220ZM240 155H239V154ZM32 154V153H31ZM45 154H48V153H45ZM136 154V155H135ZM184 154V155H183ZM189 154H190V157H188L189 156ZM193 154V156H192V158H191V155ZM203 154V155H202ZM212 154H213V156L215 157H213L212 156ZM109 155L111 156V154L109 153L107 156L109 157ZM138 155V156H137ZM142 155V156H141ZM161 155V156H160ZM164 155V156H163ZM178 155V157H176ZM200 155V156H199ZM208 155H210L209 157H213L212 159L211 158H207L206 159V157H208ZM247 155V156H246ZM261 155V156H260ZM114 156V157H113ZM133 156V157H132ZM156 156V157H155ZM187 156V157H186ZM206 156V157H205ZM226 157V158H223V157ZM246 156V157H245ZM260 156V157H259ZM29 157H31L34 161H36V159L34 158V157H32V155H30ZM29 157L28 156H25V158L27 159H29ZM42 157H43V155H42ZM44 157H46L45 159H47V157L48 156H44ZM43 157V158H44ZM108 157H106L107 158V160H105V162L106 163H108L109 162V160H110V158H109V160H108ZM135 157V158H134ZM138 157V158H137ZM174 157V158H173ZM181 157V158H180ZM195 157H197V158H195ZM205 159H204V158ZM218 157V158H217ZM228 157V158H227ZM242 157V158H241ZM246 159H245V158ZM21 158H23L22 156H20L19 157V161H23ZM30 158V165H32V163H33V161H32V159ZM42 158V159H43ZM153 158V160H151ZM163 160H162V159ZM194 158V159H193ZM221 158V159H220ZM263 160H262V159ZM27 159V160H28ZM41 159V160H42ZM45 159L44 160H42L41 162L42 163H44V162H46L45 161ZM119 159V158H118ZM135 159L137 160V161H135ZM139 159V160H138ZM144 159H145V162H144ZM185 159V160H184ZM199 159V160H198ZM211 159V160H210ZM213 159L216 161H213ZM219 159V160H218ZM232 159V160H231ZM248 159V160H247ZM250 159V160H249ZM252 159H253V161L255 162H253L252 161ZM259 159V160H258ZM143 160V161H142ZM165 160H167V161H165ZM173 160V161H172ZM192 160H194V161H192ZM203 160H205V161H203ZM44 161V162H43ZM148 161H150L149 163H147ZM160 161V162H159ZM175 161V162H174ZM186 161H187V164H186ZM190 161V162H189ZM200 161V162H199ZM208 161V163H206ZM213 163H212V162ZM222 161V162H221ZM231 161V162H230ZM259 161V162H258ZM27 162H29V160L28 161H26L25 160V162L23 163V164H21L22 165V167L21 166H19L20 168H22L24 171H28L27 173H28V175L30 174V175H33V176H30V177H32V180L35 178L36 179V175H35V173H37V172H35L34 171V169L33 168H31L30 167V165L27 163ZM32 162V163H31ZM40 162V163H41ZM134 162V163H133ZM142 162V163H141ZM159 162V163H158ZM163 162V163H162ZM165 162V163H164ZM192 162V163H191ZM195 162H197V163H195ZM211 164H210V163ZM217 162H219V163H217ZM228 163L229 164V166H225V165H228V164H225V163ZM232 163V164H230V163ZM241 162V163H240ZM244 162V163H243ZM249 164H247V163ZM41 163V164H42ZM110 163H111V161H110ZM138 163H139V165H138ZM141 163V164H140ZM143 163H147V164H143ZM173 163V164H172ZM175 163H177V164H175ZM200 163V165H198ZM202 163V164H201ZM206 163V164H205ZM216 163L218 164V165H216ZM240 163V164H239ZM254 163V164H253ZM45 164V163H44ZM50 164V163H49ZM113 163H111V165H112ZM120 164V165H119ZM205 164V165H204ZM212 164H213V166H212ZM225 164V165H224ZM235 164V165H234ZM245 164H247V165H245ZM263 164V165H262ZM104 165H105V163H104ZM103 165V166H104ZM131 166V167H129V166ZM143 165V166H142ZM188 165V166H187ZM208 165H210L209 167H208ZM234 165V166H233ZM262 165V166H261ZM101 167L100 168V172H102V170H104L103 168L105 167ZM111 167L110 165H108L107 164V167ZM160 166H161V168H160ZM177 166V167H176ZM202 166H206V167H202ZM218 166V167H217ZM220 166H221V168H220ZM239 166H241V167H239ZM243 166H244V168L246 169H244L243 168ZM256 167V168H254V167ZM258 166V167H257ZM19 167H18V173H21V174H24L25 176H27L25 173H24V171H22V169H19ZM106 167V168H107ZM124 167V168H123ZM126 167H128V168H126ZM133 167H135L134 169H132ZM158 167V168H157ZM194 167V168H193ZM211 167V168H210ZM224 167V168H223ZM226 167H227V170H226ZM248 167V168H247ZM251 167V168H250ZM26 168V169H25ZM59 167H57V169H58ZM169 168V169H168ZM189 168V169H188ZM209 168V169H208ZM219 168V169H218ZM235 168V169H234ZM238 168V169H237ZM242 168V169H241ZM254 168V169H253ZM102 169V170H101ZM110 169V168H109ZM127 169V170H126ZM144 169V170H143ZM188 169V170H187ZM204 169V170H203ZM224 169V170H223ZM229 169V170H228ZM29 170H30V172H29ZM55 170H56V167H55ZM123 170V171H122ZM148 170V171H147ZM214 170H215V172H214ZM232 170V171H231ZM234 170V171H233ZM242 170V171H241ZM42 171H45V173H42V174H44L43 176L42 175H40L41 174V171L39 172L40 174L38 175V179L37 180H39V178H44V176H45V174H47V173H51V175H50V177H53V175H52V172H46V170H42ZM104 171H106V170H104ZM104 171H103V173H104ZM200 171V172H199ZM219 171V172H218ZM223 171V172H222ZM260 171V172H259ZM35 172V173H34ZM108 172V171H107ZM123 172V173H122ZM158 172V173H157ZM165 172V173H164ZM184 172V173H183ZM190 172V173H189ZM212 172V173H211ZM232 172V173H231ZM238 172V173H237ZM251 172V173H250ZM261 172H263V174L261 173ZM102 173V174H103ZM117 173V174H116ZM118 173H120L119 175H118ZM135 173V174H134ZM149 173V174H148ZM201 173V174H200ZM205 173V174H204ZM209 173V174H208ZM211 173V174H210ZM225 173V174H224ZM38 174V173H37ZM133 174H134V177H130V176H133ZM155 176H154V175ZM204 174V175H203ZM213 174V175H212ZM215 174V175H214ZM223 176H222V175ZM232 174V175H231ZM255 174V175H254ZM138 175V176H137ZM143 175V176H142ZM147 177H145V176ZM177 175V176H176ZM179 175H181V176H179ZM217 175V177H215ZM221 175V176H220ZM228 176V180H227V176ZM10 177H5V176H3L2 178L4 179H0V182H5V180H7L8 178H9V180L10 181H12V179H11V177H12V175H9ZM40 176V177H39ZM125 176V177H124ZM212 176H214V177H212ZM233 176V177H232ZM237 176H239V177H237ZM250 176V177H249ZM254 176V178H252ZM257 176V177H256ZM260 176V177H259ZM262 176V177H261ZM46 178H44L43 180L41 179V180H39V181H43V182H45V183H47V182H51L50 180H48L47 178H48V174L45 176ZM112 177V176H111ZM116 177H117V179H116ZM145 178V180H143L144 178ZM151 177V178H150ZM158 177V178H157ZM180 177H182V178H180ZM210 177V178H209ZM222 177V178H221ZM226 177V178H225ZM237 177V178H236ZM113 178V177H112ZM111 178V180L110 181H112L113 179ZM120 178V179H119ZM132 180H131V179ZM134 178V179H133ZM141 180H140V179ZM187 178V179H186ZM197 178V179H196ZM201 178V179H200ZM218 180H217V179ZM234 178V179H233ZM258 178V179H257ZM260 178H262V179H260ZM159 180V182H158V180ZM171 179V180H170ZM213 179H214V181H213ZM221 179H223V182H222V184L220 183L222 180ZM232 179V180H231ZM237 179V180H236ZM255 179V180H254ZM30 180L31 179H29V181H28V178L26 179V180H24V183L26 182V184H22V185H27V183L28 182H30ZM48 180V181H47ZM127 180V181H126ZM129 180V181H128ZM151 180V181H150ZM175 180V181H174ZM186 180V181H185ZM191 180V181H190ZM200 180H202V181H200ZM226 180V181H225ZM250 180V181H249ZM259 180V181H258ZM113 181V182H114ZM146 181H148V182H146ZM188 181V182H187ZM210 181V182H209ZM216 181H217V183H216ZM227 181H229V182H227ZM236 181V182H235ZM244 181V182H243ZM142 182V183H141ZM158 182V183H157ZM191 182H193V183H191ZM208 182V183H207ZM215 184H214V183ZM227 182V183H226ZM36 182H31V183H29L28 185H29V187H28V185L26 186V187H23L22 186V188H24V189H22L21 188V192L23 191V190H25V189H29L30 187L31 188H33V187H37L36 186V184H35ZM151 183V184H150ZM184 183H186V184H184ZM251 183H252V185H251ZM254 183V184H253ZM114 184V183H113ZM112 184V185H113ZM115 184V185H116ZM121 184V185H120ZM149 184H150V187H148L149 186ZM182 184V185H181ZM190 184V185H189ZM208 184V185H207ZM220 184V185H219ZM228 184V185H227ZM230 184V185H229ZM259 184V185H258ZM262 184V185H261ZM34 185V186H33ZM131 187V188H129V186ZM153 185V186H152ZM196 185V186H195ZM227 185V186H226ZM238 185H239V187H238ZM251 185V186H250ZM137 186V187H136ZM142 186V187H141ZM212 186L214 187V186H216V187H214L213 189L215 190V191H212L213 189H212ZM241 186H243V187H241ZM258 186H259V188H258ZM120 187V188H121ZM155 187V188H154ZM167 187V188H166ZM169 187V188H168ZM203 187H205V188H203ZM221 187V188H220ZM241 187V188H240ZM110 188H112V186L110 187ZM115 188H118V187H115ZM171 188V189H170ZM176 188V189H175ZM185 188V189H184ZM187 188V189H186ZM192 188V189H191ZM200 188H202V190H203V192L201 191V189ZM216 188H219V189H216ZM235 188V189H234ZM239 188V189H238ZM245 188V189H244ZM249 188V189H248ZM252 188H254V189H252ZM37 189H40L39 187L37 188ZM36 189V190H37ZM154 189V190H153ZM167 189H169V191L167 190ZM189 189V190H188ZM204 189H206V190H204ZM207 189L209 190L210 189V192L209 191H207ZM32 190H34V189H31V191ZM111 190V189H110ZM117 190H119V188L117 189ZM121 190H122V188H121ZM125 190V189H124ZM140 190V191H139ZM144 190V191H143ZM176 190V191H175ZM180 190V191H179ZM186 190V191H185ZM191 190H192V192H191ZM197 190L199 191L200 190V192H197ZM219 190V191H218ZM224 190V191H223ZM240 190V191H239ZM243 190V191H242ZM249 190H250V192H249ZM255 190V191H254ZM35 191V190H34ZM105 191V190H104ZM148 191V192H147ZM154 191V192H153ZM156 191H158V192H156ZM178 191H179V193H178ZM217 191V192H216ZM222 191V192H221ZM229 191V192H228ZM234 191V192H233ZM238 191V192H237ZM54 192V191H53ZM102 192V191H101ZM105 192H108V190L106 189V191ZM119 191H115V190H112L111 191V193L113 194V193H115V195H117V193H118ZM119 192V195H118V197H120V193ZM139 192V193H138ZM152 192V193H151ZM172 192V193H171ZM182 192V193H181ZM187 192V193H186ZM197 192V193H196ZM209 192V193H208ZM212 192V193H211ZM236 192V193H235ZM261 192V193H260ZM56 192H54V194L53 193H51V192H49L48 194H41L40 195V197H37V200H35L34 202L35 203H33V204H35L36 205V203L38 204L39 202L40 203H42L41 201H43V202H47V201H49V200H54V198L56 199V197H54V195L56 196V194H55ZM111 193H109V194H111ZM133 195H132V194ZM149 193H151V194H149ZM156 193V194H155ZM184 193V194H183ZM203 194V195H200V194ZM218 193V194H217ZM219 193H220V196H222V197H220L219 196ZM235 193V194H234ZM237 193H239V194H237ZM245 195H244V194ZM15 194V193H14ZM57 194H59V193H57ZM62 193H60V195H61ZM65 194H67V195H65ZM69 194V192H64V196H70V195H68ZM102 194H104V192L102 193ZM106 194H108V193H106ZM109 194H108V197L107 196H102V197H106L105 198V201L107 202V198H111L112 197V195L111 196H109ZM126 194V195H125ZM142 194V195H141ZM145 194V195H144ZM146 194L148 195V196H146ZM188 194H189V196H188ZM196 194H198V196L196 195ZM210 194H212V195H210ZM215 194V195H214ZM232 194V195H231ZM234 194V195H233ZM44 195L46 196V197H44ZM59 195V196H60ZM122 195V194H121ZM144 195V196H143ZM151 195V196H150ZM184 195V196H183ZM205 195V196H204ZM206 195H207V198H206ZM214 195V196H213ZM241 195H242V197H241ZM49 196V197H48ZM64 196H61L62 197V199L61 198H59V199H61L62 201H64L63 200V198H65ZM125 196V197H124ZM127 196V197H126ZM186 196V197H185ZM193 196V197H192ZM202 196V197H201ZM213 196V197H212ZM226 196V197H225ZM231 196V197H230ZM233 196V197H232ZM236 196V197H235ZM238 196H239V198H238ZM253 196V197H252ZM259 196V197H258ZM263 196V197H262ZM42 197V198H41ZM54 197V198H53ZM67 197L65 198V199H67ZM114 198H116L117 196H113ZM113 197L111 198V199H113ZM130 197V198H129ZM142 197V198H141ZM189 197V198H188ZM206 199H205V198ZM218 197H219V199H218ZM225 197V198H224ZM250 197V198H249ZM258 197V198H257ZM11 198H13L14 199V196H12V197H10L9 198V200H11V201H13V199H11ZM57 198H58V195H57ZM121 198V197H120ZM121 198V199H122ZM146 198V199H145ZM188 198V199H187ZM200 198V199H199ZM209 198V199H208ZM231 198H232V200H231ZM246 198V199H245ZM249 198V199H248ZM252 198V199H251ZM254 198V199H253ZM260 198H263V199H261L260 200ZM48 199V200H47ZM104 199V198H103ZM111 199H109V200H111ZM166 199V200H165ZM218 199V200H217ZM222 199V200H221ZM223 199H224V201H225V203L226 204H224V201H223ZM227 199V200H226ZM239 199H241V200H239ZM242 199H243V201H242ZM245 199V200H244ZM247 199H248V201H247ZM16 200V199H15ZM44 200H47V201H44ZM61 200H59V201H61ZM115 200H117V198L116 199H113V201L114 202H116ZM120 199L118 198V201H119ZM143 200V201H142ZM151 200H153V201H151ZM204 200V201H203ZM215 200H216V202L217 203H215ZM254 200V201H253ZM260 200V201H259ZM37 201V202H36ZM104 201V206H105V202ZM130 201V202H131ZM141 201V202H140ZM150 201V202H149ZM165 201H167V202H165ZM192 201H193V203H192ZM195 201H196V203H195ZM199 203H198V202ZM214 201V202H213ZM219 201V202H218ZM221 201V202H220ZM223 201V202H222ZM226 201H228V202H226ZM127 202H128V200L126 201V203L125 204H127ZM130 202L128 203V205L130 204ZM171 202V203H170ZM183 202V203H182ZM200 202H201V204L202 205H199L200 204ZM240 202H243V203H240ZM249 203L248 205H247V203ZM262 202V203H261ZM133 203V204H134ZM140 203H142V205L140 204ZM145 203L146 204H148V205H145ZM153 203V204H152ZM180 203V204H179ZM207 203V204H206ZM208 203H211V204H213V205H208ZM220 203L222 204V205H220ZM250 203H251V205H250ZM259 203V205H257ZM103 204V202L101 203V205ZM133 204H131L132 206H133ZM152 204V205H151ZM189 204V205H188ZM205 204V205H204ZM216 204V205H215ZM220 205V207L218 206L217 207V205ZM228 204V205H227ZM238 204H239V206H238ZM252 204H253V206L255 205V207H253L252 206ZM128 205H126V206H128ZM130 205V206H131ZM138 205H136L135 204V206H138ZM144 205H145V207H144ZM161 205V206H160ZM166 205V206H165ZM171 205V206H170ZM178 205V206H177ZM184 205V206H183ZM196 205H197V207H196ZM207 205V206H206ZM215 205V206H214ZM242 205V206H241ZM243 205H244V207H243ZM246 205V206H245ZM134 206V207H135ZM147 206V207H146ZM155 206V205H154ZM185 208V209H187V207H188V210H185L183 207ZM209 206H211V207H209ZM222 206V207H221ZM236 206V207H235ZM238 206V207H237ZM251 207V208H247L246 209V207ZM148 207V208H149ZM166 207V208H165ZM174 207V208H173ZM176 207V208H175ZM202 207V208H201ZM213 207V208H212ZM216 207V208H215ZM226 207H227V209H226ZM228 207H230V208H228ZM243 207V208H242ZM260 207V208H259ZM173 208V209H172ZM198 208V209H197ZM210 208V209H209ZM237 208V209H236ZM262 208V209H261ZM124 209H126V210H128L129 208H124ZM123 209V210H124ZM183 209V210H182ZM195 209H197V210H195ZM201 209H202V212H200L201 211ZM209 209V210H208ZM212 209V210H211ZM218 209V210H217ZM221 209V210H220ZM241 209V210H240ZM255 209H257V210H255ZM126 210H124V211H126ZM133 210H135V209H132V208H130V212L131 211H133ZM163 210V211H162ZM179 210H181V211H179ZM193 210V211H192ZM205 210V211H204ZM210 212V214L212 215H210L208 212ZM216 210L218 211L217 212V214H216ZM235 210V211H234ZM248 210L250 211V212H248ZM175 211H174V213H175ZM222 211V212H221ZM243 211H245V212H247V213H245V212H243ZM255 211H257L258 213H260L261 211V213H263V214H258L257 212H255ZM193 213V215H192V213ZM201 213V215H200V213ZM220 212V213H219ZM224 212H227L226 214L224 213ZM233 212V213H232ZM235 212V213H234ZM125 213V212H124ZM147 213V212H146ZM185 213H187V214H185ZM191 215H190V214ZM199 213V214H198ZM202 213H204L203 215H202ZM218 213H219V215L220 216H218ZM232 213V214H231ZM238 213V214H237ZM223 214V217L224 218H222L221 217V215ZM241 214V215H240ZM249 214V215H248ZM19 216H17V217H19V218H15V220H17V219H20V214H18ZM164 215V214H163ZM205 215V216H204ZM239 217H238V216ZM243 215V216H242ZM16 216V215H15ZM50 216V215H49ZM216 216H217V218H216ZM239 219H237L236 217ZM240 216H241V218H240ZM248 216H250L249 217V220H248ZM261 216H262V219H261ZM205 217V218H204ZM229 217V218H228ZM257 217V218H256ZM200 218V219H199ZM214 218V219H213ZM219 218L221 219V220H219ZM227 218V219H226ZM233 218V219H232ZM259 218H260V220H259ZM14 219V218H13ZM38 219V218H37ZM39 219H41V218H39ZM203 219H204V221H203ZM206 219V220H205ZM216 219H217V221H216ZM240 219H242V220H240ZM245 219H246V221H245ZM258 219V220H257ZM47 220V219H46ZM211 220V221H210ZM256 220V221H255ZM35 221V220H34ZM37 221V220H36ZM35 221V222H36ZM42 221V220H41ZM45 221V220H44ZM214 221V222H213ZM222 221V222H221ZM37 222H40L39 220L37 221ZM205 222V223H204ZM211 222V223H210ZM213 222V223H212ZM255 222H257L256 224H255ZM259 222V223H258ZM32 223H33V221H32ZM32 223H31V225H32ZM208 223V224H207ZM261 223V224H260ZM207 226H206V225ZM214 224V225H213ZM31 225H30V227H28V228H31V229H13L14 231H16V232H19V233H22V236L24 237V239H25V245H26V247H27V252L30 250V251H32L34 254H32V252H31V254L33 255V258L35 257H37L36 259H39L38 260V262L35 260V258L33 259L32 258V260H33V263H32V261L31 262H29L28 261V263H24V264H35L36 262V264H42V263H46V264H48L49 263V260H50V263L49 264H51V262H52V260L54 259L53 257H51V255H50V253H51V251H52V249L53 248H60L61 247V244H59V242L60 241H58V240H54V239H52V238H50L49 240H47L46 241V238H45V236L46 235H49V234H51V233H48L47 231H49V230H51L50 232H52V234L53 233H56L57 231H55V229H35V227H34V229H33V226H35V225H32V227H31ZM207 227L206 229H205V227ZM213 231V234L209 231ZM32 230H33V232H32ZM36 230V231H35ZM43 230H45V231H43ZM56 230H59V229H56ZM61 230H63V229H61ZM109 230L110 229H106V231H108L109 232ZM111 230H113V231H116V230H120V229H111ZM110 230V231H111ZM121 230H129V229H121ZM152 230H161V229H152ZM163 230V229H162ZM168 230H174V229H168ZM175 230H178V229H175ZM188 230H191V231H188ZM205 231V232H203V231ZM207 230V231H206ZM216 230V231H215ZM228 230V231H227ZM261 230V231H260ZM43 231V232H42ZM192 231H193V233H192ZM196 231V232H195ZM200 231V232H199ZM227 233H226V232ZM235 231V232H234ZM238 231V232H237ZM251 231V232H250ZM26 232L28 233L27 235H29V233H30V235L29 236H27L26 235ZM112 232V231H111ZM210 232V233H209ZM215 232V233H214ZM31 233H35L36 235H33V234H31ZM199 233V234H198ZM231 233H233V234H231ZM234 233H236V234H238V236L237 235H235L234 236ZM242 233V234H241ZM248 233H249V235H248ZM251 233H252V235H251ZM198 236H196V235ZM203 234V235H202ZM211 234V235H210ZM26 235V236H25ZM32 235V236H31ZM208 235V236H207ZM246 235V236H245ZM238 238H237V237ZM26 237V238H25ZM203 237V238H202ZM205 237V238H204ZM206 237H207V239H206ZM45 238V239H44ZM190 238V237H189ZM28 239V240H27ZM40 239V240H39ZM43 239H44V241H43ZM198 239V240H197ZM232 239V238H231ZM31 240H33V241H31ZM42 240V242L43 243H41L40 241ZM201 240H204V241H201ZM27 241V242H26ZM58 241V242H57ZM206 241V242H205ZM30 242H31V244H30ZM33 242H34V244H33ZM36 242H38V243H40L39 245H37L38 243H36ZM47 243V244H46ZM29 246H31V247H29ZM52 244H54V246L52 245ZM36 245V247H33V246H35ZM43 247H45V248H43ZM50 245H51V249H50ZM56 245V246H55ZM63 245V244H62ZM235 246V244H234V241L232 242V243H230V250L228 251V252H226V253H223V252H219V254L214 258V257H211L210 255H208V254H205V255H207V256H205V259H203V262H206V263H211V261H212V259L214 260V259H217L218 261L217 262H219L218 264H239V263H241V264H252V263H248V259L251 257V259H253V256H254V251H246V250H244V251H237V252H235V250L233 249V247ZM39 246V247H38ZM4 246L2 245V247L1 248H3ZM26 247H23V245H22V247H21V249L22 250H24V251H26ZM41 247V248H40ZM49 247V248H48ZM53 247V248H52ZM1 248H0V251L3 253V251L1 250ZM30 248V249H29ZM39 248V249H38ZM43 248V249H42ZM32 249H35L34 251L32 250ZM42 249V250H41ZM50 249V250H49ZM38 250V251H37ZM39 250L40 251H43L44 253L42 254V256H41V258H39V256H38V253H39ZM47 252H46V251ZM54 250V249H53ZM231 250H233V251H231ZM29 251V252H30ZM28 252V253H29ZM36 252V253H35ZM230 252V255L228 254ZM232 252V253H231ZM247 252V253H246ZM253 252V253H252ZM238 253V254H237ZM242 253V254H241ZM245 253V254H244ZM1 254V253H0ZM47 254V255H46ZM221 254V255H220ZM240 254V255H239ZM245 256H244V255ZM36 255V256H35ZM224 255V256H223ZM234 255V256H233ZM236 255V256H235ZM220 256H221V258H220ZM243 256V257H242ZM43 257H45L46 258V260L49 258V260H45V258H43ZM51 257V258H50ZM208 257V258H207ZM211 257V258H210ZM233 257L236 259H233ZM248 257V258H247ZM43 258V259H42ZM243 258H245V259H243ZM228 259V260H227ZM230 259H232V260H230ZM240 259V260H239ZM242 259V260H241ZM247 259V260H246ZM45 260V261H44ZM225 260V261H224ZM227 260V261H226ZM56 261V262H55ZM55 261L53 260V262H55V263H53L52 262V264H60V262H61V258H55ZM207 261H209V262H207ZM241 261V262H240ZM246 263H245V262ZM222 262V263H221ZM212 264V263H211Z\"/></svg>", "mask_w": 264, "mask_h": 264}]
</instances>
